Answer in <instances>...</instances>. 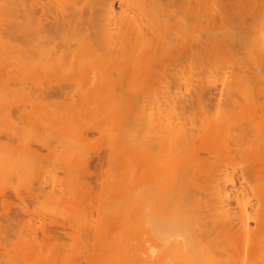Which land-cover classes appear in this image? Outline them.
I'll use <instances>...</instances> for the list:
<instances>
[{
    "label": "bare ground",
    "instance_id": "6f19581e",
    "mask_svg": "<svg viewBox=\"0 0 264 264\" xmlns=\"http://www.w3.org/2000/svg\"><path fill=\"white\" fill-rule=\"evenodd\" d=\"M8 1H11V0H8ZM8 1L4 0L3 2H8ZM219 1L220 0H218V1L215 0L214 1L215 3H214L212 0H210V2L208 0V3L212 7H214L215 9H219L221 6L226 7V8L222 7L223 9H221V10L222 11L226 10V11H225V14H224V12L221 13V17H219L218 19L216 17L220 16L219 11H221V10L220 9L218 10V15H217V13H215L217 11L214 12L212 9V12L215 13L214 16L216 15L214 17L213 14L210 12V10H211V7H209L210 5L208 6V3H206L207 0H200V1L199 0H18V1L15 0V1L11 2V3H13V2L19 3V5L17 3H15V4H17L19 7H21L20 9L18 7V9L21 11L20 12L18 10L19 11L18 13H20L21 15L19 17L20 20H18L19 21V23H18L19 30L16 29L18 32L16 33L14 27L13 28L10 27L11 24H9L10 25L9 28H11V29H9V28H7V29H9L8 31L12 30V32L10 31L8 33H12V35L11 34H8V35L12 37L11 39H13L12 41L14 42V39H16L15 37H17V36L15 34H14L15 36H13V33H16V34L19 33L17 40L21 41V43L19 42L21 45H20V47H17V43H15V45H14V43H13V45L8 44L9 43L8 40L10 38L7 37L8 36L7 34H6V36H3V37H7L8 42L5 40L6 41V44L4 46L5 51L2 50L3 48L2 49L0 48L3 51L2 53L0 52L1 53L0 58L3 57V59L0 61L6 60V59H4V56H7L6 53L11 52L10 47L13 46L12 49L14 50V48L16 46L17 51L20 48V50L18 51V53L20 52V55H16V57H19V64H18L19 66H16L17 63L14 64L16 66L17 71H18V73H16V76L18 75V77L15 78L16 81L19 78H22L21 76H23L24 77L23 79H25V80H23L24 82L27 83L28 80L31 81V83L28 81V83H30V84L27 83L28 87H31L29 89H32V84H33V89L35 86H37L35 88L40 87V88H38V89H40L38 92V95H37V93L35 94V96L40 97L39 100H38V97H36L37 98L36 100H38L39 102H40V100H46V99L48 101V100H50L49 98H51V100H56V99H53V97H61L62 100L64 98L63 103H66V102L69 103V102H71V99H72V102L75 103V105L73 104L74 106L72 105V103L63 104L62 102H60V103L57 102L58 104L55 106L57 108L63 107V105L71 106L70 108L68 107L69 108L68 109L69 110L68 115L74 116V113H75L76 116H74L73 119L70 116L69 118H71V119L69 120L68 115H65V116L62 115L63 117L59 118V117H57V116H60L58 114H57L56 118L54 119V122L52 121L53 120L52 117L49 118V119H51V121L53 123H56L55 124L56 126H58V124L61 122V120L63 121V119L66 118L68 121L65 120L64 122L60 123L62 125V127L64 126L63 128L69 127V129H70L71 124L69 125L67 123H69L71 120L75 123V128H76V125L78 123L79 124L84 123V122L80 123L78 121L77 118L79 116L77 114H80L81 112H83V110H84L83 108H85V110H86L87 105L89 107V104H87V103L89 102L88 100H90V99H92V100H90V106L92 104L91 102L94 101V102H96V104L94 103V106H92V107H95L96 109L99 108V110L97 111L94 108L89 107V108H87L89 111L83 112L84 116L86 117V120H88V124H90L89 122H91V120H93V122H91V127H92V129L90 128L91 130H94L93 128L96 127L95 126L96 124H94L95 122L101 120V118L103 119L104 116L106 117L107 114L110 115L109 113L111 111L113 112V110H116V109H114L115 106H117V109L120 107L122 108V106H121V105H123L122 102L126 101L127 104L125 102L124 106L126 107V105H127V107H128V105H130L129 106L130 108L128 107L129 110L127 108V110L129 111L128 113H127V110H124L123 111L124 113L122 112L123 113L122 117L123 118L125 117L126 119L129 117H132L131 121H130L131 124L128 123L129 121H127L125 118H124L125 119V122H124L123 121L124 119H122L121 116L119 115L120 113L117 112V113H119V114H117V115H119V117L116 118V120L114 119L115 117L111 116V118L114 120V121L112 120L113 122H111V118H108V116L106 117V118H108L106 121L111 122V124L107 123L108 127H107V125H105V126L107 128H109V125H111V128H113V129H112V131H110L109 130L110 128H109L108 131H105V132L106 133L108 132L107 135L114 138V136L111 135L112 133L117 134V132H120V131H118V129L121 130L122 127H123V132L125 131L124 129L129 128L128 132H131V134H130L131 138L130 137L128 138L129 134L127 135V138L131 139L132 142H130V140H129V142L132 143L130 146L133 149L132 152L130 149V152H131L130 154H132L134 152L133 157H132V161H130L131 159L127 160L128 162H131V164L134 165V168L132 167L131 164H130L131 166H129L130 170H132V168L134 169L132 172L133 175H131V171L130 172L128 171L130 173V176L128 177L130 180L126 179L128 172L126 173L127 174L126 177H125V175H123V177L121 176L120 172L123 169H121L120 167H122V165L125 164L123 162V160L121 161L122 163L120 166H118V164H116V167H118V169H117L118 171H116V172L118 174L120 173L119 176H121L122 179H124V177H125L124 183L125 182H126V184L130 183V186L126 185L129 189H126L127 187L125 185L121 184L122 179L121 180L118 179L119 177L115 178L114 176H111L113 183H112V180L110 181L109 180L110 178L108 177L109 178L108 181L111 182L112 185L113 184H114V186H115V184L118 185V187L116 186L117 188L122 189L121 186L123 185V189H122L123 191L121 190L122 193L124 191H126V194H127V192L129 191L128 193L131 195V198L129 197L130 196L129 194H127L125 197L124 196L125 193L122 194L123 196H121V198L120 197L118 198V195L119 196L121 195V191H118L117 188L115 189L116 190L115 193H117L116 194L117 198H114V199L115 200L116 199L121 200V202L117 200V203H114L116 201L113 198H110L108 195H107V197H109V199L107 197H104L105 193H104V195H101L103 193L99 194L102 198L99 197L98 193H97V195H96V193H94V195L97 197L98 202L100 204V206H97L99 208H96V209H99L101 211V215L103 214L102 217L104 218V216H106V218H107V215L109 214L108 218H111L110 213L111 214L113 213L115 215V214H118L116 212L120 211V215L119 214H118L119 216L117 215L120 219L123 216L125 218L127 216L131 217L130 219L127 218L129 221V229L124 228V226L126 227L128 224L127 219H126L127 224L125 225L123 223L124 226L121 224L123 227L121 228V226H120V230H119V227L116 226L119 224L115 225L113 223L112 228L115 227V230H117L115 233H118V235L114 233V234H112L114 236H112L111 233H113L112 231H114L112 229V231H110L111 236L108 235L110 238H108L106 236L107 239H105V238L102 239V236L108 231L107 230L105 233L103 232L101 234L102 231H105L103 229V227H102V230L99 231L100 234H98V232H97L98 236L96 234L95 229H94L95 232L91 231V230H93L91 227H89L90 229L88 230V227H87V226H89V223L87 222L88 220L86 221L87 226L85 225V229L83 228L85 231L84 233H87V231H88V234H91L94 232V235L96 234L95 237H97V238L101 237L102 241L103 242L107 241L108 244L110 243L109 240L111 238L112 239L110 241H113L115 238L117 239L118 236L121 237V239L119 238L118 241L122 240L123 241L122 243H124L123 244L124 246L122 245L123 246L122 251H120L121 248L118 249L119 245H117L118 248H115V246H116L115 243L117 242L116 244H119V242L116 239H115L116 242L114 241L113 245H112L113 242L110 243L113 246V248H111V246H109V245L108 246L105 245L106 248L110 247V249H105V247L103 246L104 243L102 245L99 238L96 241L93 234H92L93 235L92 237L90 235V237H89L90 240H88L89 238L81 237V235H84V234L83 233L81 234L79 232L80 230H78V229H82V228L80 226H78L77 222L80 223V220L82 218L79 219V217H76V214H77V212H79L81 210L80 212H82V213H84V211H85L84 216L86 214H88V212L90 213V215H93L91 213V211L93 212V210H95L94 208L96 205L95 206H93V205L97 202L92 203L91 200L97 201V199H91L90 204H89L88 203L89 200H87L86 198L85 199L83 198L85 201L84 200H82V201H84L85 203H86V201H88L87 202V204H89L88 207L89 206L94 207V208L89 207V210L87 209L88 210L87 211V210H85L87 208L86 207L87 204H86L85 205L86 208H84V210H83L82 206L79 205V203H80L79 201H81L82 196L84 197V195L85 194L88 195V193H85V194L81 193L82 195H79L78 191H80V190L78 187H81V183H82V182H80L82 180H80V178H79L80 181H78V182L80 184L77 187L78 190H76V189L72 190L73 191L72 195H73V197H74V195H75V197L80 196L79 198H77L79 200L78 204L76 203V205H78L80 208H76L74 210H73V208L70 209L71 206H69L70 205L69 202H70V200H72V197L70 194L69 195H70L71 199L70 198L67 199V197L65 195L64 196L61 195V198L63 197V199H61L62 202H61V200H59L61 203L66 202L64 204H66L69 207V209L72 210L71 211L72 213H70V216H69V217H71V214H72V217L70 218L72 223H75L76 222L75 220H77V218H78V220L76 222L77 225L75 223V224H73V226H70L71 225V222H70V225H68V226H70V230L72 229L71 227L77 228V232L81 234V235L79 234V236L77 235V237H79V241L75 235L77 232H75L72 229L73 232L72 233L69 232V234H68V232L66 230V229H68V227H67V224H65V223L68 220L70 221V219L68 218V220L66 222H64L67 219V218L65 219L66 213L63 215L62 212H61L62 214L59 212L64 217V218L62 217V219H65V220H63L64 223L59 222L62 219L60 218V220H58L59 218L57 216L56 217L58 218L57 219L58 221L57 220L55 221V218L53 216L54 219L53 220L51 219L49 221V223H51V225H52V223L55 222V227H56V225L61 223L59 225V227H57V228L63 229L64 232L66 231L67 233L65 232L64 233L65 235L68 234L71 236V234H72V236L68 237V238H73V240H74V237H75L77 240H74L73 243L75 241H77L79 243L82 241V243H83V239L85 238L84 240L87 241V242H85L86 245L91 242L90 245L94 246L98 242L97 245H99L100 247H97V248H100V249L97 250L95 248V250H94V248H92L91 249V251L93 250V253H92V252H90V249H89L90 246L89 247L87 246V247H85V249L87 248V251L85 254H83L84 251L83 252L81 251V250H83V249H81V247H83V245L81 244V246H80L79 243H77V245H74L76 243H74V244L72 243L73 245L71 248L73 250H71L72 251L71 252L70 247H69V249L67 248V246L70 245L68 242L67 243L69 245H67V246H65L66 244H64V242H62V243L59 242L60 247L58 245V247L55 248L54 246H57V243H58L55 240L56 238L54 239L55 241H52L50 238H48V237L52 236V233H50V232H53V231H48V233L47 232L44 233L45 228H46L44 226H45V224L47 225L48 222L46 221L47 222L46 223L44 221L42 223V220H41L40 221L41 223L40 222H38V223L42 224V227L39 225V227H37V229L40 228L41 233H43L42 238L43 237L45 238L44 235H47L48 236L47 239H50L51 241L48 242L47 239L42 240L40 238L42 240V241L40 240L42 243L39 241L41 243V244L39 243L40 244L39 249L42 248V250H39L37 248V250H38V252H37L36 249L33 248L34 246L36 247V244L33 245L35 240L33 239L34 242H33V240L30 241V238L26 235L29 238L27 246L30 244L29 245L30 249H28L30 251H28L27 248L25 249L24 246L21 245V239L19 237L20 240H18V241H20V245H21L20 248L22 250L21 249L18 250L16 248L19 246H13L16 243H14V244L12 243V245L10 246L14 252L17 249V253H14L13 256L9 255L10 257H12V259L14 258L13 260H15L17 258L16 261H19L21 258L22 251L25 250V251H23V253H25L26 255H24V256L22 255V260L24 258H28V259H24L23 263L25 262V260L29 261V259H30V263H31V261L33 260L32 258H34V256L37 258L39 255L44 254L43 251H44V248L47 246V242H48V247L50 246V248H51V246L53 245L52 250H51L52 252L50 251V253L52 255L55 254V256L57 257V259H56V257L53 256V259H55L57 261V262H55V264H57L58 262H60L59 264H62L63 262H64L63 264H65L66 261L68 262V260H66V258L69 256H70V258H67V259H69V261L71 259H73V257L75 258V260H77V258H80V257H82V259H83L86 256L88 258L90 256V258H91V256H93V255H89V254H98V255H95L94 257H92L93 259H98L100 256L99 260H95V263H94V261L93 262L91 261L92 260V258H91V260L89 262H92L93 264H97L98 262H96V261H99L100 264H106V261H107V264H109V262L110 263L112 262L111 264H264V88H263V85H264V83H263L264 82V0H245V1L239 0L240 2H239L238 6H237L238 0L237 1L236 0H231V1L225 0L224 1L225 3H222L220 1L221 5H220ZM233 1L236 2L237 4H235V3L233 4L232 3ZM246 1H248V2H246ZM0 2H2V0ZM211 2H213L216 5H214ZM228 2L232 5H235L236 7L234 6V9L233 8L231 10L228 9L229 11H227V6L230 5ZM244 2L246 4H244ZM11 3H8V4L4 3V5L8 6ZM204 3L207 5L208 8L205 6ZM15 4H13V7ZM200 4L203 6H201ZM4 5H1V6L3 7ZM17 5H15V7H17ZM246 5H247V7H246ZM215 6H218V7L216 8ZM244 6H245V8H244ZM248 6H249V8H248ZM2 7H1L0 11L3 9V11H5L7 13L12 11V9H13L12 7H10V8H6V7L2 8ZM199 7H203V8H200V10H199ZM231 7H233V6H231ZM237 7L241 8L240 11H239V8H237ZM5 8H6V10H5ZM228 8H230V7L228 6ZM202 9H203V14L201 12ZM243 9H244V11H242ZM245 9H246V11H245ZM15 12H12V13L14 14ZM12 13H9V15ZM206 13H207V16L211 20L206 17ZM222 14H224V15L222 16ZM4 15H5V13H4ZM6 15H8V14H6ZM204 16L207 18L205 20H208L207 23H206V21H204L206 23L205 25L202 24V23H204L203 22ZM6 17H8V16H6ZM1 19H3L4 21ZM17 19H18V17H17ZM10 20H12V19H10ZM200 20H201V23H200ZM18 21H15L16 24ZM0 22L2 23V25L0 24L1 27L4 28L3 22L6 23L7 18H5V19L3 17L0 18ZM8 22L10 23L9 20H8ZM15 22H13L12 24L14 25ZM5 25H6L5 30L0 27V31L3 30L2 32H0V33H3L2 35H5L4 33H7L6 27H8L7 26L8 24L6 23ZM199 26L201 28L203 26L204 27L206 26V28H202L204 30L203 31L201 28L198 29ZM201 30L203 32H201ZM205 30H206V32H205ZM4 31H6V32H4ZM1 38L2 37H0V46L3 47L2 43H4V42ZM18 41H16V42H18ZM10 43H11V41H10ZM19 43H18V45H19ZM7 44L12 45V46L8 47ZM6 46L9 48L8 51H7ZM213 50L216 52H217V50H219V51H221V53L222 52L226 53L224 55L229 54L230 56L227 55V57L228 58L231 57V58H229L230 60L228 58L225 59V60H227L226 61L227 63L221 65L219 62H221L220 59L222 57H224V56H222L223 54L221 55V53L218 51L219 52L218 54L221 55V58H219V60H220L219 61L218 57H217L218 55L217 54L215 55ZM152 52L153 53L157 52V53L152 55ZM158 52L162 53V55L157 56ZM203 52L204 53L206 52V54L204 55ZM211 52L213 54H211ZM12 54H14V52ZM147 54H149V58H151V60L146 57V56H148ZM210 54H211V56H210ZM2 55H4V56H2ZM143 55H145V56H143ZM165 55H167L169 58L165 57ZM203 55L205 56V58H202V60L200 59V62H202L204 59L203 64H204V62H206V63L210 62V63H213V65L215 63L218 66L214 65V67H213L212 64H210L211 65L210 66L209 63L208 64L205 63L206 65H209L210 68H208L209 66L208 67L206 66L207 68H204L203 66L205 64L203 65L202 63H200L201 66H199V67H202V68L197 69L196 66L199 65V63L197 64L196 62H197V60H199V56L203 57ZM213 55H215V57ZM136 56H137V58H136ZM150 56H156V57L160 56V57L158 58L159 60H154V57H150ZM255 56H257V57L255 58ZM10 57H12V56H10ZM104 57L106 58V60H104L105 59ZM163 57H165V59H162ZM211 57H213V60ZM216 57H217V60L219 62L214 60ZM232 57H233V59H232ZM11 59H13V58H11ZM109 59H110V62H109ZM160 59H162V60H160ZM206 59L207 60L211 59V60H209L207 62ZM259 59H261V60H259ZM119 60L121 63L119 62ZM130 60H132V61H130ZM142 60H144V62ZM145 60H146V63L149 64L148 66L145 63ZM152 60H154V61H152ZM8 61H10V60H7L6 63ZM251 61H252V63H251ZM253 61H254V65H253ZM258 61H261V64L258 63ZM4 62L3 63L1 62V64L4 65ZM99 62H101V63H99ZM115 62H117L118 64ZM124 62H126V64ZM9 63L11 64V62H9ZM109 63L112 65H110ZM119 63H120V66H119ZM142 63H144L146 65H144ZM1 64H0V69H4L5 65L2 68ZM10 64H9V66H12ZM100 64L101 65L104 64V65L101 66ZM219 64H220V66H219ZM250 64H252L253 66H255L257 64L258 69L252 68L253 66L252 65L250 66ZM258 64H260V65H258ZM108 65H110L111 67L109 66L110 67L109 68ZM114 65L116 66V70H115ZM262 65H263V67H262ZM9 66L6 67L7 70H9ZM15 66L13 67V70H11L12 69L11 68L10 71L14 72ZM106 66L109 69H106L107 68ZM18 67H20V70H18L19 69ZM227 67H229L231 72H232L231 73L228 69V72L231 74L230 76L232 77V79L230 78L231 81L235 78L234 81H232L233 83L231 82V86H230V83L228 82L230 87L228 89H226L228 87V86H226V85H228V83L227 84L225 83L226 85L221 84L222 86L220 85V87L223 88L225 86V90L223 88L222 89L223 91H221V92L219 91V93L217 92L218 94L216 92L214 93L213 89H212L213 91H209L210 90L209 88L211 86H213V84L209 80V79H211V78H209V76L213 77L212 75H214V78H215V75L217 76V78H215L216 80L215 79L212 80L213 78L211 80L215 81V83L213 82L215 84L214 87L218 88L217 87V84L219 83L218 81H220V79L223 77H227L226 75L223 76L224 72L227 73ZM260 67H262V68H260ZM112 68H114V69H112ZM187 68L188 69L190 68V70H187ZM111 70H113L114 72ZM108 71H109V73H110V71H111V73L113 72L115 74V76L116 75L118 76V77L117 76L116 77L119 79L113 80L114 74L109 75ZM115 71H116V73H115ZM0 72H1L0 76L3 75L2 72H4V75L6 76V74H5L6 70L5 71L0 70ZM12 72H11V74H13V75H11V78L8 77L9 75L6 76L10 80L11 79L13 80V76H14V73L16 71L14 73H12ZM19 72H21V73L19 74ZM7 74H9V72ZM220 74L221 75L223 74V75L220 76ZM104 75L107 78H105ZM16 76H14V77H16ZM201 78L202 79L208 78L209 83H207V85L212 84V85H208L209 88H207V91L203 90L204 93L202 91L203 88L201 87V89H200V87H198L199 86L198 83L202 84V82H198L199 80L203 81V83L205 81V79L201 80ZM44 79H46L47 81H49V79H50V83H51V81H56V82L58 81V82L57 83L54 82L52 85V84H48V82ZM99 79H100V81H99ZM154 79H156V80H154ZM158 79H159V81H158ZM224 79H226V78H224ZM35 80H36L37 85H36V83H33ZM38 80H44L45 82H47V84L45 85V88L41 87L42 84L44 87L45 82L40 81L42 83L41 84ZM94 80H95V83L92 84L93 85L92 86L91 83ZM134 80L137 82L138 86L136 84H134V82H133ZM148 80L149 81L154 80L155 82L157 81L158 83L160 82L159 83L160 87L164 86V84L168 82L164 86V88L166 87V89H164V91L166 90V92H167V90L170 89L169 87L173 88L172 86H174L176 93L180 92L182 89H184L185 86L187 87L188 85L186 83L189 84V82H193V81L196 82L197 81L198 83L194 82V84L192 83L190 85H194V86L198 85V86H196V88H198L202 92L198 93L197 91H199V90L195 91L196 88H194L195 93L193 94V92H191L192 96L190 93V96H184V94H181V96L179 97L180 94L178 93L179 95H177L174 92L175 90H173L174 89L173 88L170 90L171 91L173 90L175 95L178 97H176L174 95V93L171 92L170 90H169V92H171L173 94L172 96L171 95L167 96L169 93H166V94L164 93V96H163L162 95L163 92H161V91H163V89H162L163 87L158 88L159 86H155L158 89H160V90H158L153 86L156 89V91H153L154 94H151V93L149 94L148 92H150L149 90L151 88L149 90L147 88L151 84L148 82ZM208 80L206 79V81H208ZM256 80L257 81L262 80L263 84H261V82L258 83L259 81L257 82ZM0 81H2V80H0ZM6 81L11 86L15 83L14 80H13L14 81L13 84H11V81H8L7 79H6ZM18 81L20 82V80H18ZM18 81H17V83H18ZM90 81H92V82L90 83ZM101 81H103V82H101ZM125 81L126 82L129 81L128 82V83H130L129 85H133L131 87L129 85H127L128 88L130 87L129 90L123 89ZM86 82L88 83V86L86 85L87 84ZM100 82L102 85L103 84H105V85L102 86L100 84ZM114 82H116L115 84L120 83L119 86L113 84ZM117 82H119V83H117ZM221 82H222V79H221ZM84 83H85V85H84ZM107 83L108 84L110 83L108 86L109 88L110 87L111 88L115 87V88L114 89L110 88V91H108V87L106 86V85H108ZM147 83H149V84H147ZM151 83H153V81ZM256 83L260 84V86L259 85H258L259 87L257 85L255 86ZM1 84L3 86H5L4 89H2L4 91L1 90V92L3 94L5 92V89H8V88H6L8 86V84L6 83L7 84V86H6V85H4L5 84L4 82H0V85ZM27 84H23V86H27ZM79 84H81V85H79ZM111 84H113V86H110ZM17 85H19V84H17ZM29 85H31V86H29ZM76 85H77V88L74 87ZM82 85L85 87H82ZM99 85H101V87ZM153 85H155V84L153 83ZM190 85H189V87H190ZM253 85H254V87H257L256 91L254 90ZM3 86H2V88H3ZM78 86H81V88ZM98 86L100 87V89L97 88ZM104 86H105V88H103ZM125 86H126V84H125ZM125 86H124V88H125ZM208 86H206V87H208ZM17 87L15 86L14 90ZM118 87L120 88V90ZM144 87H145V89H144ZM203 87H204V89H206L205 86H203ZM12 88L13 87H11V92L13 93ZM133 88L135 90H136V88L137 89L139 88V90L135 91ZM221 88H220V90H221ZM29 89H27V90L29 91ZM33 89H32V91H33ZM101 89H103V90H101ZM252 89L254 91H252ZM260 89H263V90H260ZM17 90L18 89H16V91ZM157 90H158V92H157ZM177 90H179V91H177ZM215 90H217V89H215ZM243 90L246 92H243ZM97 91H99V92H97ZM128 91H129V94L131 96L133 95V97L129 96ZM101 92L104 93V95ZM136 92H138V94ZM140 92H142V93L144 92V93L142 94ZM146 92L149 94V95L147 94L148 96H146V94H145ZM151 92H152V89H151ZM254 92H258L259 94L256 95L257 93L254 94ZM18 93H16V95H18ZM21 93H24V91L22 92V90H21ZM21 93H19V94L21 95ZM124 93L127 94V96L131 99H129L128 101H127V99L125 100L124 99L125 98ZM157 93H159L161 95L159 96V94L157 95ZM200 93H203V94H200ZM262 93H263V95H262ZM30 94H33V93H30ZM110 94H111V96H110ZM139 94H142L141 95L142 97L138 96ZM195 94H196V96H195ZM3 95L5 98V94H3ZM13 95H14V97H16L15 94H13ZM13 95H11L12 99L10 96L8 98V100L10 99V101L11 102L13 101V103L17 104V106L15 104L11 103L10 101H9L10 106L8 104L6 105L5 99H4V101H5L4 102L3 98H2L3 104L1 102L0 103H1V105H3V108L6 105V107H9V108L11 107V110H13L12 107L14 108V105H15L16 109H18L17 108L18 105L20 107V103H22V102H23V104H21V105H23L24 107H27V106L29 107V105H28L29 103H26V105L24 104L26 101L28 102L31 99V97L30 98L27 97L26 99H24L25 96H31V95H29V92H28V95H27V93H24L23 94L24 97L21 96V98L18 97L16 99L13 97ZM77 95L79 98H81V100L86 101V102L88 101V102L86 103V102L81 101L79 98H76L77 100L79 99V101H77V103H76L75 96H77ZM93 95L97 96V100H95L96 96L93 97ZM107 95H108L109 99L114 98V100H111L112 102L111 101L108 102L109 99L106 98ZM136 95H137L138 99H137ZM143 95H145L146 97H143ZM153 95H155V96H153ZM87 96H89V97H87ZM85 97H87V98L85 99ZM65 98H70V101L68 99L66 100ZM105 98L107 101L105 100ZM13 99L15 101L16 100H18V101L15 102ZM74 99H75V101H74ZM100 99H103L104 102L102 101V103H101ZM118 99H120V102L123 100L121 102V104L118 102ZM65 100H66V102H65ZM31 101L34 103L33 100H30V106L34 105ZM47 101H43L44 104H47L46 103ZM97 101H99L98 103H100V104H98ZM39 102L35 103V105L37 104L35 106L37 108H34V106L31 107V110H29L30 113L24 114L26 112V110H24L25 112H23L22 111L23 109H22L21 110L23 112L22 113L18 109V111H20V113H22V116L20 113L17 115V117L19 116L18 119L20 118V121L23 120V119H21L23 117V114H24V117L27 116L25 118H28L26 120L27 121L29 120V121L28 122L26 121L27 123L24 122L25 120L22 121V123L26 124L27 126H30V125H28V123H31L30 121H32V120L36 123V121L34 120V115H35L36 120L37 119L40 120V118H42L43 116H44V118H42V119L44 120L46 118L45 116H47V114L44 112L49 110V108H50L49 106L51 105L50 103H52V102H49L47 106L44 105L43 103H41L42 101L40 102L41 104ZM114 102H116L117 104ZM84 103L86 105H84ZM54 104H56V103H54ZM59 104H61V106H59ZM110 104H112L113 108L111 107ZM118 104H120L119 105L120 107L118 106ZM42 105L46 106V107H43ZM76 105L77 106L80 105V106L75 107ZM104 105L105 106L109 105L111 107V109H110L111 111L108 109L109 106L104 107ZM40 106H41V108H40ZM67 106L66 107L64 106L62 108V110L67 108ZM124 106H123V109H125ZM47 107H49V108H47ZM72 107H75V109L77 108L76 110H74V113H72L73 112ZM1 108L2 107H0V109ZM79 108H81V111L79 110V112H77ZM106 108L108 109V111L103 110ZM20 109H21V107H20ZM32 109H33V112H32ZM101 109L103 111V114H102ZM59 110H61V108H59ZM90 110H91V112H90ZM131 110H132V114H130ZM212 110H213V112H212ZM18 111L16 110V114L18 113ZM27 111H28V109H27ZM38 111H39V113L37 114ZM93 111H95V113H96V111H97V113L98 112L99 113L98 114L97 113L92 114V113H94ZM118 111H119V109H118ZM4 112L6 114V110ZM4 112H1V113L4 114ZM14 112H15V110H13L12 113H10L11 115L9 114V117H12L15 120L16 115H14L15 114ZM49 112H50V110H49ZM63 112H65V111H63ZM87 112H90V113L88 114ZM211 112L213 113V115ZM214 112L216 113V115L214 114ZM83 113L80 115H83ZM114 113H116V112H114ZM126 113H127V115H126ZM3 114H2V116H5V114L4 115ZM27 114L29 116L32 114L31 115L32 119H29L30 117ZM49 114H51V113H49ZM49 114H48V116H50ZM91 114H92V119L89 117L90 118V120H89L87 115L91 116ZM99 114H100V116H99ZM124 114H125V116H124ZM129 114L131 116H128ZM7 115H8V113H7ZM117 115H116V117H117ZM2 116H0V118H1L0 119L1 120L0 126L2 123L6 124V122H8L10 125L9 129L10 128L12 129L13 125L11 127L10 122H13V121L9 122L8 116H7L8 118L6 116H5V118ZM14 116H15V118H14ZM54 116H55V114H54ZM96 116H98V117H96ZM6 118L8 120H6ZM80 118H83V117H80ZM119 118L122 120H120ZM2 119L6 120L5 123H4V120H2ZM46 119L48 120V118H46ZM57 119H58V121H57ZM75 119H77V120L74 121ZM94 119L97 121H95ZM105 119L102 120V123L104 122ZM109 119H110V121H109ZM118 119L121 121L122 124H119L120 122L119 123L117 122V121H119ZM17 120H15V121H17ZM38 120H37V122H38ZM128 120H130V119H128ZM42 121H41V123L39 122L40 123L39 125H38V123H37V125H35L34 123L31 125L33 127L36 126L37 128H40L41 126H43ZM49 121H47V122H49ZM84 121H85V119H84ZM115 121H116L117 125H116ZM52 122H50L48 124L51 125ZM57 122H58V124H57ZM73 122H72V124H73ZM98 123H100V121ZM98 123H97V125H98ZM123 123L125 124L124 126H123ZM65 124L68 126H66ZM52 125H54V124H52ZM55 125H54V128H56ZM86 125H87V123H86ZM86 125L83 124L82 127H85ZM121 125H122V127H121ZM129 125L131 127H129ZM46 127L47 128H45V126H44L45 129H48V126H46ZM99 127L103 129V126H101L100 124H99ZM20 128L22 130L19 129V131H23V129H24L23 125ZM67 128L63 130V133L66 132ZM75 128L74 129L71 128L72 134H73L72 130L75 131ZM87 128H88V126H87ZM2 129H3V126H2ZM2 129H0L1 130L0 133H2L3 131H7V133L10 135L13 132H14V134H15V132L17 135L19 134V133H17L18 130L16 128H15L16 131H13L14 128L12 130L11 129L9 130L8 126L6 127L5 130L4 129L2 130ZM36 129L34 130V132L36 131ZM78 129H79L78 132H80L81 134L78 132L77 133L74 132L75 134L70 135V133L67 131V133H65L63 135V134H61L62 132H60V130L58 131L56 128L55 130H57L61 134V135L56 134V136L58 135L57 139H59L58 137H60L62 135L65 138L66 137L69 138L71 136L70 137L71 139H72V137H74L75 140H76V138H77V140L79 139L78 141L76 140L77 141L76 143H78V142H83V144L85 142L89 143V141H86V140L84 141L83 139H86L85 136H88L91 133V132L89 133V131H91V130L87 129L88 130L87 131V130L83 129L81 131V129H82L81 125H80V128H78ZM114 129L115 130L117 129V132L114 133ZM8 130H9V132H8ZM24 130H25V133L21 132L20 134L23 133V135H25L27 133L26 132L27 129H24ZM38 130L39 129H37L36 134L38 133ZM49 130H47V131H49ZM52 130H54V129H52ZM61 130H62V128H61ZM96 130H98V128L97 129L95 128V131ZM10 131H12V132L10 133ZM30 131L32 132L31 134H33V131L32 130H30ZM39 131L44 132L43 130H39ZM101 131H103V130H101ZM109 131H110V133H109ZM85 132H88L87 135H85L86 134ZM125 132L127 133V131H125ZM52 133H53V131H52ZM54 133H53V135H54ZM106 133H104V134L106 135ZM14 134L12 135V137L14 138V140H16L14 137L15 136ZM31 134H30V136H31ZM77 134H78V137H77ZM118 134L116 137L119 138L121 143L123 140H125V141L127 140L126 135H124V139L122 140L123 134L122 135H121V133L119 135ZM75 135H76V137H75ZM83 135H85V136H83ZM1 136H2V134H0V137ZM51 136H48L47 139H49V137L51 138ZM119 136H121V137H119ZM20 137H22V136H20ZM26 137H28V135ZM32 137H33V135H32ZM32 137H31V143H32V140L34 141V139H32ZM116 137H115V140L118 139ZM2 138H4V137L2 136ZM2 138L0 140V148H1L0 154L7 153V151H9L8 148H10V151H12V153H15V151L18 150L17 147L22 148V149L24 147L23 150L19 149L17 151V153L20 152L19 154H17V156L19 157L20 154H22V153H23L22 155H24L26 153L25 151L27 149H28V151L25 154V156L29 157V155H32L29 153V152H32V150H29V148L27 146L23 145V143H25V141H27L26 144L28 145V142L30 140L29 141L25 140L24 142H22V144L20 143V145H21V147H20L18 145L13 144L11 141H9V138H8V141H9L8 144L6 142H4V145H3L2 142L4 140L2 141ZM113 138H112V140L114 141ZM18 139L20 140V138L19 137L17 138V142L19 143ZM60 139H62V138L60 137ZM81 139L83 141H80ZM5 140L7 141V139H5ZM53 140H54V136H53ZM108 140L110 141L111 139H108ZM39 141L40 140H37V142H39ZM45 141L47 142L48 140L45 139ZM63 141H65L64 143L62 142L65 145H66L67 141L69 142V140H67V141L63 140ZM102 141L103 140H101V142ZM113 141H111V143L110 142H108V143L114 144V143H112ZM17 142L14 141V143H17ZM59 142H61V141H59ZM106 142L107 141L104 142V144H106L105 145L106 147H104V144H101V145H102V147L109 150V148L107 147V146H109V144H107ZM100 143L98 146H101ZM35 144H37V143H35ZM44 144H41L42 147L40 145H37V147L40 146L41 149L42 148L47 149L46 147L48 144H45L46 146ZM125 144H127V142H125ZM73 145H74V143L72 144V146ZM80 145L81 144L78 143V145L76 146L77 148L79 147V150H80V148H82ZM7 146H9V147L6 148ZM15 146H17V147H15ZM95 146L97 147V143L95 144ZM11 147H13V148H11ZM30 147H32V146H30ZM86 147L91 148L93 146L89 145ZM111 147L113 148V145L110 146L109 152L111 150H115V149H111ZM104 148H99V149H104ZM11 149H13V150H11ZM43 149H42V151H43ZM48 149H49V146H48ZM48 149H47V151H48ZM63 149L61 150L63 153L61 154V152H60V154L62 156L65 155L63 157H66L67 161L64 158H63V161L60 160L59 158H61L62 156L59 157L58 159L60 161H62V163L64 162L65 165L68 163V160L70 162H72L71 164L66 165L67 167L72 166L74 168V166H75L74 162L75 161H76V165L79 163L78 166H76V167H80L81 166L80 164L83 161H86L90 158L85 154L88 158L87 159L82 158L84 160H82V159L80 160L81 156L80 155L77 156V154L75 152V153L71 154V155L74 154L73 159H74V157L77 156V159L75 158L76 159L75 161L73 159H67V156H66L67 150L65 151ZM66 149H68V147ZM119 149L122 151L123 148L122 149L119 148ZM5 150H7V151L5 152ZM52 150H53V148H52ZM54 150L56 151V147L54 148ZM57 150H58V147H57ZM79 150H78V152L81 153V151H79ZM22 151H24V152H22ZM38 151H37V149L36 150L33 149V155L41 157L43 153L41 154ZM72 151H74V150H72ZM114 152L119 153L120 151L115 150ZM114 152L112 154H110V153L108 154V155H111L110 156L111 161L115 158ZM122 152H124V151H122ZM12 153H10L11 154L10 158L12 157V155H13V157L16 156L15 154H12ZM70 153H68V154L70 155ZM96 153L99 154V152H96ZM54 154H55V156L58 155L57 153H54ZM104 154H106V151ZM121 154H124V153H121ZM49 155H51V154H49ZM112 155H113V157H112ZM117 155H120V153ZM3 156L5 159L7 158V156L6 157H5V155H3ZM79 156H80V158H79ZM124 156H122V157H124V160L127 159L126 155H124ZM127 156L129 157V154H127ZM18 157H17V159H18ZM0 158L2 159V157H0ZM23 158H24L23 156L20 157V160L22 161ZM42 158H38V159H40V161L37 162L38 159L36 160L35 157L32 156L33 161L30 158V160H31V163H30L29 160H27L25 157L24 159H26V160H24V162L22 161V163H23L22 168H24V169L29 168V171H31L30 166L32 164H35L34 160L36 161V165H39ZM69 158H72V156L71 157L69 156ZM100 158H101V156H100ZM119 158H120V156H119ZM5 159H3V162ZM17 159L15 160L16 162H17ZM8 160L10 162V159H8ZM20 160H19V162H21ZM98 160H100L99 156H98ZM79 161H81V162H79ZM32 162H34V163H32ZM55 162L57 163V160L54 161V163ZM113 162H115V160H113ZM15 163H14V165H15ZM24 163H25V165H24ZM86 163L88 165L85 164V167H84L85 169L82 167H80V168H82L84 170L87 169L90 176L92 174V176L93 177L95 176L94 178H96L97 176L95 174L97 172L96 173L91 172L92 170L90 171L88 169L89 165L92 166L90 159H89V161H86ZM109 163H111V162H109ZM17 164H16V166L11 165L10 166L11 168L9 167L8 170L10 171L14 166L15 168L18 169V170H15V172L18 171V173H19L20 167H19V164L18 165ZM28 164H29V166L25 168L24 166H27ZM97 164H99V163H97ZM4 165L6 167L8 166L6 164H4ZM35 166L34 165L31 166L32 170L36 169ZM52 166H51V168H52ZM58 166L56 165V167H58ZM39 167H40V165H39ZM39 167L37 169H40ZM76 167L74 168V170H77ZM54 168H55V165L53 166V169ZM61 168H63V167H61ZM98 168H99V166H97L96 171H100V170H98ZM64 169L65 168H63V170ZM82 169H80L81 171H79V168H78V171H79V173L83 174ZM109 169H111V167H109ZM129 169H127V170H129ZM8 170H7V172H8ZM87 170L85 173L86 175L83 174L84 177L88 176V177H86V179L88 178L90 180H94V178L91 179V177L89 175H87ZM1 171L4 172V170H1ZM1 171H0V173H1ZM21 171L23 172V170H21ZM40 171H42V170H40ZM47 171H49V170H47ZM108 171L109 170H107V172ZM15 172H12V173H15ZM50 172L53 173L52 170ZM116 172L114 171L115 176L118 175ZM24 173H26V172H24ZM29 173H31V175H32V172H29ZM29 173L27 172V175ZM62 173H63V171H62ZM10 174L11 173L9 172V175ZM41 174H40V176H42ZM107 175L110 176L109 172H108V174H106V176ZM10 176H9V178H10ZM15 176H17V175H15ZM37 176H38V174H37ZM12 177L14 179L12 182L16 183V181H15L16 177L15 178H14V176H12ZM37 179H38V177H37ZM43 179L45 181V178H43ZM77 179H78V177H77ZM82 179H83V177H82ZM88 179L85 181L91 182ZM116 179L119 180L120 182L118 183V181H116ZM23 180H25V178ZM39 180H42V179L39 177V179L37 180L38 183L36 185L35 184L34 185L36 187L40 188L39 191L46 190L45 186L43 184L47 183L48 180L46 179L47 181L45 183H44V181L42 183ZM54 180H56V179H54ZM114 180L117 183H115ZM126 180L128 181V183ZM2 181L4 182L5 180L2 179ZM65 181H67V180L64 179L62 182V181H58V179H57V181H55V182H58V184H59V182H62V184H64V187H65L66 186L65 184L67 183ZM9 183H10V181H9ZM19 183H21V182H19ZM30 183H32V182H30ZM35 183H36V181H35ZM52 183H53L52 188H54L55 184L53 181H52ZM109 184L110 183H108V186H109ZM3 185H5V183ZM45 185H47V184H45ZM59 185H61V184H59ZM67 185L71 187L69 182ZM82 185H83V183H82ZM84 185H85L84 188L86 187V189L91 187V185H89V184H88L89 185V187H88L87 183H85V182H84ZM29 186L31 187V185H29ZM29 186L27 185V187H29ZM110 186H111V184H110ZM124 187H125V189H124ZM131 188L133 190H131ZM62 189H63V187H62ZM71 189H73V187ZM91 189L92 188H89L90 192L93 193V191ZM107 189H109V188H107ZM26 190H28V189H26ZM34 190L35 189H33V191ZM28 191H27V193L25 192L24 194L29 195L30 191H32V190H30L29 192ZM76 191L78 192V194H76L77 193ZM18 192L16 191L17 194H18ZM38 192L36 191V193H38ZM69 192H70V190H69ZM74 192H76V193H74ZM118 192L120 194H118ZM32 193L30 194L31 197L29 199H32V196L40 197V195L43 194V193L41 194V192H39L40 193L39 195H36V194L32 195ZM45 193H47V192H45ZM51 193H52V191H50L49 197L54 198L57 195V194L55 195L54 194L55 192H54L52 194H54L55 196L54 195L51 196ZM115 193L113 194L114 196H112V195L111 196L116 197ZM3 195L5 196L4 193H2V194L0 193L1 197ZM10 195H11V193H10ZM19 195H20V192H19ZM90 195H91V193H90ZM94 195H93V197H95ZM4 196H3V198H4ZM20 197H21V199L20 198L19 199L21 200V202H23L24 199L22 200V195H20ZM16 198L18 199V197H16ZM52 198H50V200H52ZM64 198L66 200H64ZM90 198H92V197H90ZM99 198L101 200L103 199V204L105 202V206H106V204L109 203L108 204L109 208L107 206L106 207L111 212L108 211L107 213H105L108 210L107 208L104 209L105 211L102 210L103 208L100 209L102 201ZM105 198H107L108 203H107V201H105L106 200ZM7 199H9V198H7ZM47 199H49V198H47ZM110 199L112 200V202ZM10 200H8V201H10ZM32 200H33V202H35L34 200H37V197H36V199L34 198ZM55 200H58V198L56 197ZM113 200H114V202H113ZM122 200L124 202L127 201L126 203H124L125 205L122 203L123 202ZM8 201H6V202H8ZM3 202H4V199L2 202H0V203H2L1 207L3 209L5 208V205L3 206V204H7V206H10L12 204L11 203L8 205V203H3ZM55 202H57V201H55ZM71 202H70L71 205H74L75 200H72ZM131 202H132V204H131L132 206L129 205ZM45 203L47 205V203H51V202L49 201V202H45ZM29 204H27V205H29ZM34 204L35 203H33L32 206H34ZM120 204H121V206H120ZM61 205H63V204H61ZM66 205H64V207H60V208L58 207V208L64 209L66 207ZM76 205H74V207H78ZM112 205L114 206V208ZM12 206L15 207L18 205L17 204L15 205V203H13ZM36 206H34V207H36ZM48 206H50V204ZM117 206L118 207L120 206L119 207L120 209H117ZM124 206H126V209L123 208ZM129 206L132 208L130 209ZM68 207L65 208L66 210L64 209L66 212H67V210L69 211V209H67ZM121 207L124 209V211L121 210L122 209ZM9 208L11 209V207H9ZM24 208H22L21 210H24ZM28 208H29V206H28ZM53 208L51 207V209H53ZM111 208H113L112 209L113 211L111 210ZM49 209H50V207L48 208V210ZM77 209H79V211H77ZM5 210H7V208ZM26 210H24L22 212L20 211V212L23 213L24 215H28L29 212L27 210V213H25ZM48 210H47V212L52 213V211L55 209H53L51 211H48ZM125 210L126 211L128 210L129 212L127 211L128 213H125L126 212ZM10 211L12 212V210H10ZM14 211H15V209H14ZM43 211H44V209H43ZM58 211H60V210H58ZM86 211H87V213H86ZM100 211L96 210L95 212H97V214L100 215ZM5 212L6 211L3 210V212L2 213L0 212V213L5 216V214L7 215V213L9 211L6 213ZM73 212H75L76 214H73ZM121 212L124 214H121ZM13 213H16V212H13ZM40 213L44 214V212H42V210ZM40 213H39V215H40ZM50 213H48L49 216H51ZM82 213L79 215H83ZM18 214H20V213H18ZM18 214H14L13 216L16 217ZM126 214H127V216H126ZM68 215L69 214L67 213V216ZM13 216L10 217V215H7L6 216L7 218L4 217V218H6V222H9L8 224H10V225H11V222H10L11 220H12V222L16 221L15 219L14 220L12 219ZM33 216H35V215H33ZM40 216L38 217L39 219L43 218L44 215H42V217H40ZM45 216L48 217L47 215H45ZM73 216H75V217H73ZM117 216H116V218H117ZM0 217H2V216H0ZM19 218H21V217H19ZM73 218L74 219L76 218L74 220L75 222L72 221ZM103 218H100V219L103 220ZM116 218L114 217V219H116ZM119 218H117V219L120 220ZM123 218L120 221H124ZM16 219L18 220V218H16ZM49 219H50V217H49ZM46 220H47V218H46ZM82 220L84 221V224H85V218ZM18 221L20 222V219ZM36 221H37V218H36ZM100 221H99L98 225H101ZM104 221L105 220H103L102 222H104ZM57 222H59V223H57ZM93 222L94 221L92 220V222H90V223L92 224ZM3 223H4V221H3ZM25 223H28V222H25ZM25 223H23L22 226ZM95 223H98V222L95 221ZM8 224L4 223L6 228H7V226L9 227ZM30 224H31V222H30ZM33 224H35V223H33ZM43 224H44V226H43ZM62 224H64V225H62ZM25 225L28 226V224H25ZM61 225H62V227H61ZM98 225H96V226H98ZM113 225H115V226L113 227ZM20 226H21V224H20ZM93 226H95L94 223H93ZM2 227H3V229H2ZM107 227H108V225H107ZM110 227H111V225H110ZM0 228H1L0 230L3 231V232L0 231L1 236L2 235L4 236V233L8 232L7 230L9 229V228H7V230H6V228L3 226V224L0 226ZM24 228H26V227L23 226V229ZM35 228H36V226L32 227L30 229H32V231H33V229L35 230ZM86 228H87V231H86ZM104 228H105V224H104ZM14 229H13V231H15ZM83 229H82V232H83ZM105 229H109V227L105 228ZM18 230H21V227ZM18 230H17V233L19 234L20 232ZM70 230H68V231H70ZM121 230H123V231H121ZM13 231H12V234H15L16 232L13 233ZM126 231L128 232V234ZM10 232H9V234H10ZM27 233L29 234V232H27ZM53 233H55V232H53ZM57 233H55V234H57ZM73 233H75V234H73ZM121 233L122 234L124 233V234L122 235ZM6 234H8V233H6ZM18 234H16V235H18ZM22 234H24V232ZM31 234L36 235L37 233L34 234V233L30 232V234H29L30 237H31ZM120 234H121V236H120ZM68 235H66V237ZM73 235H75V236L73 237ZM20 236H21V234H20ZM53 236H55V235H53ZM122 236H123V238H122ZM24 237H25V235H23V237H21V238L23 239ZM27 237H26V239H27ZM93 237H94V239H93ZM5 238H7V241H9L8 236L6 237V235H5ZM4 240H5V243L7 244L8 242H6V239H2L3 242H4ZM63 240L66 241L65 239H63ZM36 241H38V240H36ZM94 241H96V242H94ZM15 242H17V240ZM53 242L54 243L57 242V243L54 245ZM107 242H105V243H107ZM45 243H46V246H45ZM17 244H18V242H17ZM24 244L26 245L25 241H24ZM42 244H44L43 247H41ZM62 244H64V247ZM128 244H129V247H128ZM97 245H95V246H97ZM101 245H102V248L104 247L103 249L101 248ZM27 246H25V247H27ZM31 246H32V248H31ZM73 246H75L76 248L74 249ZM65 247L67 248L68 251L65 250ZM79 247L81 249L79 251V253L82 256H78L79 254L77 253L76 256H78V257L76 258V256H73V252H76L77 250H79ZM0 248L2 249L1 246H0ZM11 248H9V250L6 249L5 251L2 250V251H4L3 254L5 255L6 251H12ZM47 248H45V249H47ZM33 249H35L34 251L37 254L36 253L34 254V252H32ZM55 249L57 252L54 253L53 251H55ZM60 250L62 253L64 252L62 250H65V252L67 251L66 253L68 255L65 254V252H64L63 254L60 253V254H62V257L59 256ZM74 250H76V251H74ZM96 250H97V253H94V251H96ZM99 250H101V255H103V256H101L98 253V252H100ZM2 251L0 252L1 254H2ZM18 251H20V252H18ZM104 251H108L107 253H109V254L106 256L107 253L106 252L104 253ZM126 251H128V252H126ZM26 252H29V254L31 256H29L28 253H26ZM39 252L40 253L42 252V253L39 254ZM81 252H82V254H81ZM69 253H70V255H69ZM1 254H0V256H1ZM51 254H49L45 257L46 260L43 259L44 262L42 261V255H41L40 256L41 258L38 257L41 260H39L37 258L41 262L38 261V263H37L36 258H34L35 260L32 263L36 262L37 264H39V263H41V264L42 263L54 264L53 263L54 260L52 261V259H51L52 258ZM63 255H64V258H63ZM65 255L67 257H65ZM74 255H75V253H74ZM6 256H8V255H6ZM14 256H16V257H14ZM19 256H20V258H19ZM48 256H50L51 258H49ZM1 257H0L1 258L0 261L3 263L4 262V259H3L4 256H1ZM60 257L63 258V262L60 259ZM103 257H105V258L108 257V258L105 259ZM18 258H19V260H18ZM86 258H84V259H86ZM64 259H65V261H64ZM84 259L82 261L85 262V264H88L87 263L88 261L84 260ZM10 260L7 258V261L9 263H10ZM13 260L11 261V264H13V262H14ZM81 260L79 261L80 264L82 262ZM5 261H6V258H5ZM28 261H27V263L29 264ZM73 261H74V259L72 260V262ZM50 262H52V263H50ZM67 262H66V264H70L71 261L68 263ZM17 263H19V262H17ZM92 263H89V264H92ZM3 264H5V263H3ZM73 264H77V261H74Z\"/></svg>",
    "mask_w": 264,
    "mask_h": 264
},
{
    "label": "rangeland",
    "instance_id": "374dc122",
    "mask_svg": "<svg viewBox=\"0 0 264 264\" xmlns=\"http://www.w3.org/2000/svg\"><path fill=\"white\" fill-rule=\"evenodd\" d=\"M0 1H1V0H0ZM3 1H4V0H2V2H3ZM7 1H8V0H7ZM12 1H15V0H11V1H8V2H3V3L0 2V3H1L0 6H1V5H4V3H5V4L11 3ZM17 1H18V0H17ZM199 1H200V0H199ZM212 1L214 2L215 0H212ZM217 1H218V0H217ZM220 1H221L222 3H225V2H224L225 0H223V1L220 0ZM220 1H219V2H220ZM230 1H231V0H230ZM236 1H237V0H236ZM244 1H245V0H244ZM209 2H210V0H209ZM213 2H211V3H213ZM221 2H220V5H221ZM239 2H240V1L238 0V4H237L236 2H234V1H233L232 3H233V4L235 3V4H237V6H238V5H239ZM246 2H248V1H246ZM15 3H17V4L19 5L18 2H13V3H11L12 5H11V4L8 5L9 7H8L7 5H4L3 7L1 6L2 8H4V7L7 6L6 8H10V7H12L13 9H12V11H10V12H8V13L5 12V11H3V9H2V10L0 11V14L2 15V16L0 15V18H2V17H3L4 19L7 18V22H6V23L8 24V25H7L8 27H6V29L9 28V26H10L9 24H11L10 27H12V28L14 27V29H15V31H16V33H17V32H18L17 30H19V26H18L19 21H18V20H20L19 17H20V15H21V14L18 13V12L20 11L19 9H20L21 7H19V6H18L17 4H15ZM206 3H208V0H207ZM214 3H215V2H214ZM214 3H213V4H214ZM226 3H227V2H226ZM228 3H229V2H228ZM241 3H242V2H241ZM13 4L17 5V7H15V5H14V7H13ZM198 4H199V3H198ZM204 4H205V3H204ZM229 4H230V3H229ZM244 4H246V3L244 2ZM200 5H201V4H200ZM209 5H210V4L208 3V6H209ZM214 5H216V4H214ZM214 5H213V6H214ZM218 5H219V4H218ZM222 5H223V4H222ZM224 5H225V4H224ZM226 5H227V4H226ZM248 5H249V4H248ZM198 6H199V5H198ZM201 6H203V5H201ZM205 6L207 7L206 4H205ZM228 6H229L230 8H228ZM228 6H227V11H229L228 9H230V10H231L232 8L234 9V6H235V5L230 4V5H228ZM231 6H233V7H231ZM1 7H0V9H1ZM18 7H19V9H18ZM209 7H211L210 12L213 14V16H214L215 13H217V15H218V10H219V9L221 10V9H223V8H226V7H223V6H221V7L219 6V7H220L219 9H215V8L212 7L211 5H210ZM215 7L217 8L218 6H215ZM222 7H223V8H222ZM235 7H236V6H235ZM246 7H247V5H246ZM6 8H5V10H6ZM200 8H203V7H199V10H200ZM207 8H208V7H207ZM237 8H239V7H237ZM237 8H236V9H237ZM244 8H245V6H244ZM248 8H249V6H248ZM16 9H17V10H16ZM212 9H213L214 12H215V11H217V12H215V13L212 12ZM236 9H235V10H236ZM240 9H241V8H239V11H240ZM246 9H247V8H246ZM246 9H245V11H246ZM18 10H19V11H18ZM15 11H16V12H15ZM225 11H226V10H224V11H222V10L219 11V15H220V16H218V17H216V18L218 19L219 17H221V13H223V12H224V14H225ZM237 11H238V10H237ZM242 11H244V9H243ZM12 12H15V13L13 14ZM20 12H21V11H20ZM201 12H202V14H203V9L201 10ZM230 12H231V11H230ZM4 13H5V15H4ZM9 13H12L14 16H13L12 14L9 15ZM16 13H17V14H16ZM228 13H229V12H228ZM6 14H8V15H6ZM224 14H222V16H223ZM3 15H4V16H3ZM11 15H12V16H11ZM15 15H16V16L18 15V16H17L18 19H17V17H16ZM209 15H210V14H209ZM6 16H8V17H6ZM10 16H11V17H10ZM215 16H216V15H215ZM215 16H214V17H215ZM12 17H13V18H12ZM15 17H16V18H15ZM206 17H207L208 19H210V18L207 16V13H206ZM206 17L204 16V17H203L204 20H203V19H202V20H203V22L206 21V23H207L208 20H205V19H207ZM8 18H9V19H8ZM212 18H213V17H212ZM10 19H12V20H10ZM13 19H14V20H13ZM1 20H3V19H1ZM8 20L10 21V23L8 22ZM210 20H211V19H210ZM3 21H4V20H3ZM5 21H6V20H5ZM15 21H18L17 24H16ZM13 22H15V24H14L15 26L12 24ZM6 23L3 22V24H4V25H3L4 28H3V27H1L2 23L0 22V24H1L0 27L3 28L4 30H5V26H6L5 24H6ZM200 23H201V20H200ZM206 23L204 22V23H202V24L205 25ZM16 25H17V26H16ZM199 25H200V24H199ZM201 26H202V25H201ZM206 26H207V25H206ZM206 26H205V27L203 26L202 28H206ZM200 28H201V27L199 26L198 29H200ZM202 28H201V29H202ZM9 29H11V28H9ZM9 29H7V33H4L5 35H2L3 33H0V34L2 35V36L0 35V37H2L1 39H2L3 42H4V43H2L3 47L0 46L1 49L3 48V49H2L3 51H5L4 46H5V44H6V41L8 40L7 37L10 38V39L12 38L11 36L8 35V34H11V35H12V33H8V32H10V31L12 32V30L8 31ZM16 29H17V30H16ZM1 30H2V29H1ZM202 30H203V29H202ZM202 30H201V32L204 31V30H203V31H202ZM2 31H3V30H2ZM2 31H0V32H2ZM4 32H6V31H4ZM205 32H206V30H205ZM16 33H13V36L16 35V36L18 37V36H19V35H18L19 33H18V34H16ZM6 34H7L8 36H7V37H3V36H6ZM14 34H15V35H14ZM200 34H201V33H200ZM202 34H203V33H202ZM17 37H15L16 39H14V42L12 41L13 39H11V40L9 39V40H8V41H9L8 44H12V45H13V43H14V45H15V43H17V47H20V45H21V44H20L21 41H20V40L18 41V40H17ZM3 38H4V39H3ZM20 39H21V38H20ZM2 40H1V41H2ZM5 40H6V41H5ZM15 40L18 41V42H16ZM8 41H7V42H8ZM10 41H11V43H10ZM19 42H20V43H19ZM18 43H19V45H18ZM8 44H7V45H8ZM12 45H8V47H10V46H12ZM8 47L6 46L7 51H8V49H9ZM10 48H11V49H10V50H11L10 53H9V52H8V53L5 52L6 55H7L8 57L2 55V56H4V59H6V60L0 61V64H1V62L3 63V62L5 61V62H4L5 67H4L3 64H1V67H2V68L4 67V69L6 70L7 73L9 72V74H7L6 72H5V74H6V76L9 75L8 77L11 78V75H13V74H11L12 71H10V69L12 68L11 70H13V67L15 66V65H14L15 63H17L16 66H19V65H18V64H19V57H16V55H20V52L18 53V51L20 50V48H19L18 51H17L16 46H15L14 50L12 49L13 46L10 47ZM1 49H0V52L2 53L3 51H2ZM213 51H214V50H213ZM218 51H219V50H217V52L214 51V54H215V55H216V54L218 55V56H217V57H218V60H219V58H221V55H222V54H223L222 56H224V57H222V58L220 59L221 62H219L220 60H219V61L217 60V57H216L214 60H215V61H218L221 65L227 63V62H226L227 60H225V59L228 58L227 55H228V56H230V55H229V54L224 55V54H226V53H223V52L221 53V51H219V52L221 53V55H220V54H218V53H219ZM239 51H240V50H239ZM13 52H14V54H12ZM159 52H160V51H159ZM159 52H158L157 56H158V55H162V53H159ZM1 53H0V55H1ZM5 53H4V54H5ZM17 53H18V54H17ZM143 53H144V52H143ZM146 53H147V52H146ZM155 53H157V52H155ZM155 53L152 52V55H154ZM203 53H204V52H203ZM11 54H12V55H11ZM166 54H167V53H166ZM205 54H206V52L204 53V55H205ZM211 54H213V53L211 52ZM211 54H210V56H211ZM255 54H256V53H255ZM9 55L12 56V57H10ZM14 55H15V56H14ZM145 55H146V54H145ZM145 55H143V56H145ZM147 55H148V56H146V57L149 58V54H147ZM204 55H203V57H200L201 55L199 56V60H197V62H196L197 64L199 63V65L196 64V65H197V66H196L197 69H198V68H202V67H199V66H201L200 63L203 64L204 59H203L202 62H200V59L202 60V58H205ZM215 55H213V56L215 57ZM13 56H14L16 59H15ZM210 56H209V57H210ZM150 57H154V60H159L158 58H159L160 56H159V57H156V56H150ZM165 57H168V56L165 55ZM165 57H163L162 59H165ZM248 57H249V56H248ZM256 57H257V56H255V58H256ZM258 57H259V56H258ZM7 58H8V59H7ZM9 58H10V59H9ZM11 58H13V59H11ZM104 58H105V57H104ZM107 58H108V57H107ZM109 58H110V57H109ZM111 58H112V57H111ZM134 58H135V57H134ZM134 58H133V59H134ZM136 58H137V56H136ZM168 58H169V57H168ZM206 58H207V57H206ZM211 58H212V60H213V57H211ZM229 58H231V57H229ZM229 58H228V59H229ZM260 58H261V57H260ZM2 59H3V57L0 58V60H2ZM125 59H126V58H125ZM130 59H131V58H130ZM133 59H132V60H133ZM139 59H140V58H139ZM139 59H138V60H139ZM145 59H146V58H145ZM149 59L151 60V58H149ZM162 59H160V60H162ZM166 59H167V58H166ZM207 59H208V58H207ZM207 59H206V60H207ZM232 59H233V57H232ZM250 59H251V58H250ZM252 59H253V58H252ZM7 60H10V61H8V62L6 63ZM11 60H12V61H11ZM14 60H15V61H14ZM104 60H106V58H105ZM132 60H130V61H132ZM138 60H137V61H138ZM154 60H152V61H154ZM209 60H211V59H209ZM209 60H207V62H208ZM229 60H230V59H229ZM253 60H254V59H253ZM259 60H261V59H259ZM16 61H17V62H16ZM114 61H115V60H114ZM114 61H113V62H114ZM139 61H140V60H139ZM142 61L144 62V60H142ZM148 61H149V60H148ZM148 61H147V62H148ZM198 61H199V62H198ZM231 61H232V60H231ZM254 61H255V60H254ZM254 61H253V65H254ZM9 62H11V64H10ZM102 62H103V61H102ZM109 62H110V59H109ZM119 62H120V60H119ZM128 62H129V61H128ZM150 62H151V61H150ZM212 62H213V61H212ZM229 62H230V61H229ZM8 63H9L10 65H12V66H9ZM12 63H13V64H12ZM99 63H101V62H99ZM115 63H117V62H115ZM120 63H121V62H120ZM120 63H119V66H120ZM124 63L126 64V62H124ZM133 63H134V62H133ZM136 63H137V62H136ZM136 63H135V64H136ZM145 63H146V60H145ZM148 63H149V62H148ZM153 63H154V62H153ZM205 63H206V62H204V64H205ZM208 63H209V65L212 64L213 67H214V65H216L215 63H214V65H213V63H210V62H208ZM208 63H206V64H208ZM251 63H252V61H251ZM258 63L261 64V61H258ZM109 64H110V63H109ZM117 64H118V63H117ZM117 64H116V65H117ZM128 64H129V63H128ZM131 64H132V63H131ZM139 64H140V63H139ZM142 64H144V63H142ZM146 64H147V63H146ZM146 64H144V65H146ZM151 64H152V63H151ZM204 64H203V65H204ZM206 64H205L204 66H203V65H202V66H203L204 68H207L209 65H206ZM217 64H218V63H217ZM220 64H219V66H220ZM260 64H258V65H260ZM2 65H3V66H2ZM13 65H14V66H13ZM100 65H101V64H100ZM102 65H104V64H102ZM102 65H101V66H102ZM110 65H112V64H110ZM110 65H108V67H109ZM144 65H143V66H144ZM148 65H149V64H147V66H148ZM251 65H252V64H250V66H251ZM253 65H252V66H253ZM8 66H9V70H7V68H6V67H8ZM16 66H15V68H14V72H15V71H16V72H15V73L12 72V73H14V76H16V73H18V71H17V69H16ZM114 66H115V65H114ZM119 66H118V67H119ZM206 66H207V67H206ZM210 66H211V65H210ZM210 66H209L208 68H210ZM216 66H218V65H216ZM106 67H107V66H106ZM108 67H107L106 69H109L111 66H110L109 68H108ZM262 67H263V65H262ZM262 67H260V68H262ZM18 68H19L18 70H20V67H18ZM211 68H212V67H211ZM252 68L258 69L257 64H256L255 66H253ZM4 69H0V70H1V71H5ZM112 69H114V68H112ZM228 69H229V71L231 72L230 68L227 67V73L224 72V75L222 74L223 76L226 75L227 77H223V78L220 77V78L222 79V82H221V79H220V81L217 80V81L219 82V83L217 84V87H218V88L214 87V86H215V84H214L215 81H212V80H214L215 78H217L216 75H215V78H214V75H212L213 77H210V76H209V78H211V79L213 78L212 80L209 79L210 82L213 84V86H211L210 88H209L208 85H212V84H208V85H207V83H209L208 78H206L208 81H206V79L204 78V79H205L204 83H203V81H200V80L198 79V80H199L198 82H202V84H200V83H198V82L196 81V82L198 83L199 86H198V85H195V86H194V85H190V84H192V83L194 84L195 81H193V82H189V84L186 83V84L188 85V86H187L188 88L185 86L184 89L181 90L182 92L180 91L181 93H180V92H177V93H176V90H175L174 86H172L174 89L171 88V87H169L171 84H170L168 87H169L170 89L175 90L174 92H175L177 95L180 94L179 97L181 96V94H184V96H190V93H191V92H193V94H194V93H195V92H194V88H196V86L200 87V89H201V87H202V88H203L202 91H203V90H206V91H207V88H209V89H210L209 91H213V90H214V93H215V92H216V93H217V92L219 93V91H220V92L223 91V90H222L223 88H224V90H225V86H224L223 88L220 87L221 84H222V85H226V84L229 82V83H230V86H231V82L234 81V79H235V78H234V79L231 81L232 77L230 76L231 74L228 72ZM115 70H116V66H115ZM187 70H190V68H189V69L187 68ZM262 70H263V69H262ZM111 71H113V70H111ZM111 71H110V73H109V71H108V74H109V75L114 74V73H113L114 71H113L112 73H111ZM0 73H1V72H0ZM20 73H21V72H19V74H20ZM115 73H116V71H115ZM231 73H232V72H231ZM2 74H3V75L0 76V80H2V81H0V82H4V83H5L4 85L7 86V84H8V82L6 81V79H7L8 81H11V84H13V82L15 81V83H14L12 86H11L10 84H8L9 87H8V86L6 87V88H8V89H5V92L3 93V94H5V98H4V95H3L2 92H1V90L4 89L5 86L2 85L3 83L0 85V102H1L2 104H3V102H2V98H3V101H4V99H5V101H6V102L4 101L5 104H6V105H7V104L9 105V101H10V99L8 100V98H9L11 95H13V94L16 95V93H18V92L21 93V90H22V92L24 91V93H27V95H28V92H29V95H31V96H25V97H24V95H23L24 93H21V95L18 93V95H16V97H14V95H13V97H14L15 99L18 98V97L21 98V96H23L24 99H26L27 97H29V98L31 97L30 100H33V101H34V103L31 101V102L34 104V105H32V106H34V108H37V107H35V106L37 105V104L35 105V103H38V102H39L38 100L40 99V97L35 96V94L37 93V95H38V92H39V90H40V89H38V88H40V87L35 88V87H37V86H35L34 89H33V84H32V89H33V91H32V89H29V88H31V87H28V84H30L31 81L28 80L30 83H28V81H27V83H28V84H27L26 82L23 81V80H25V79H23V78H24L23 76H21L22 78H19V79H18V80H20L21 83H20L18 80H17V81H18V83H17V81H16L15 78H17L18 75H17L16 77L13 76V80H14V81H13L12 79H11V80L8 79V78L4 75V72H2ZM228 74H229V75H228ZM222 75L220 74V76H222ZM3 76H4V77H3ZM104 76H105V75H104ZM112 76H113V75H112ZM116 76H117V75H116ZM116 76H115V74H114V79H113V80L119 79V78H117L118 76H117V77H116ZM228 76H229V77H228ZM19 77H20V76H19ZM1 78H2V79H1ZM102 78H103V77H102ZM105 78H107V77L105 76ZM112 78H113V77H112ZM224 78H226V79H224ZM230 78H231V79H230ZM3 79H4V80H3ZM109 79H110V78H109ZM204 79L201 78V80H204ZM44 80H46V79H44ZM44 80H38V81H39V82H40V81L42 82V81H44ZM52 80H53V79H52ZM101 80H102V79H101ZM107 80H108V79H107ZM154 80H156V79H154ZM154 80H150V81H151V82L153 81V83H154L155 85H153V83H151V82L148 80V82H149L151 85L148 86L147 89H148V90H149L150 88L152 89V92H151V89L149 90L150 92L147 91L149 94H150V93H151V94H154L153 91H156V89H158V88H162V87H163V88H162L163 91H161V92H163V94H162L163 96H164V93H165V94H166V93H169L167 96H169V95L172 96V95H173V94L171 93V92H173V90L171 91V90L169 89L171 92H169V90H167V92H166V90L164 91V89H166V87L164 88V86H165L168 82L165 83V84L163 83L164 86H161V87H160V84H159L160 82L158 83L157 81L155 82ZM215 80H216V79H215ZM32 81H33V80H32ZM38 81H37V82H38ZM46 81H47V80H46ZM99 81H100V79H99ZM104 81H105V80H104ZM117 81H118V80H117ZM126 81H127V80H126ZM126 81L124 82V86H125V84H126V86L130 84V83H128L130 80H129L128 82H126ZM158 81H159V79H158ZM163 81H164V80H163ZM163 81H162V82H163ZM223 81H224V82H223ZM256 81H257V80H256ZM258 81H259V80H258ZM258 81H257V82H258ZM39 82H38V83H39ZM41 82H40V83H41ZM44 82H45V81H44ZM47 82H48V84H52V85H53L54 82L57 83L58 81H57V82H56V81H51V83H50V79H49V81H47ZM47 82L44 83V87H43V84L41 83V84H42L41 87H42V88H45V85L47 84ZM91 82H92V81H90V83H91ZM101 82H103V81H101ZM101 82H100V84H101ZM110 82H111V81H110ZM133 82H134V84H136V85L138 86V84H137V82H136L135 80H134ZM146 82H147V81H146ZM196 82H195V83H196ZM213 82H214V83H213ZM260 82H261V84L264 83V82L262 83V80L259 81L258 83H260ZM6 83H7V84H6ZM9 83H10V82H9ZM16 83L19 84V85H17ZM22 83H23V84H27V86H23ZM33 83H36V80H35ZM86 83H87V82H86ZM94 83H95V80L91 83V85L94 84ZM105 83H106V82H105ZM115 83H116V82H114L113 84H115ZM117 83H119V82H117ZM127 83H128V84H127ZM149 83H147V84H149ZM225 83H226V84H225ZM229 83H228V85H226V86H228L226 89H228V88L230 87V86H229ZM232 83H233V82H232ZM98 84H99V83H98ZM107 84H108V83H107ZM109 84H110V83H109ZM109 84L106 85V86L108 87ZM113 84H111L110 86H113ZM119 84H120V83H119ZM119 84H115V85H118V86H119ZM131 84H132V83H131ZM142 84H143V83H142ZM158 84H159V85H158ZM34 85H35V84H34ZM36 85H37V83H36ZM77 85H78V84H77ZM77 85L74 86V87L77 88ZM79 85H81V84H79ZM84 85H85V83H84ZM86 85L88 86V83H87ZM101 85H102V84H101ZM101 85H99V86L101 87ZM103 85H105V84H103ZM103 85H102V86H103ZM122 85H123V84H122ZM122 85H121V86H122ZM189 85H190V87H189ZM222 85H221V86H222ZM256 85H257V86H258V85L260 86V84H257V83L255 84V86H256ZM2 86H3V88H2ZM15 86H16V87L18 86V87L15 88V90H14V87H15ZM22 86H23V87H22ZM29 86H31V85H29ZM50 86H51V85H50ZM92 86H93V85H92ZM99 86L97 87L98 89H100ZM121 86H120V87H121ZM124 86H123V89L129 90L130 87L133 86V85H129V86H130L129 88H128V86H127V87L125 86V88H124ZM142 86H143V85H142ZM151 86H152V87H151ZM153 86H154V87H155V86H159V87H158V88L155 87V88H156V89H155ZM192 86H193V87H192ZM203 86H205V87L208 86V87H206V89H204ZM259 86H258V87H259ZM11 87H13V88H12L13 93L11 92ZM78 87L81 88V86H78ZM82 87H85V86L82 85ZM134 87H135V86H134ZM168 87H167V88H168ZM23 88H24V89H23ZM103 88H105V86H104ZM110 88H111V87H110ZM110 88L108 87V91H110ZM112 88H113V87H112ZM112 88H111V89H112ZM114 88H115V87H114ZM114 88H113V89H114ZM118 88H119V87H118ZM182 88H183V87H182ZM220 88H221V90H220ZM253 88H254L255 91L257 90V89H256L257 87H254V85H253ZM260 88H261V87H260ZM263 88H264V85H263ZM16 89H18L19 91H18V90L16 91ZM27 89H29V91H28ZM116 89H117V88H116ZM133 89H134V88H133ZM142 89H143V88H142ZM144 89H145V87H144ZM212 89H213V90H212ZM215 89H217L218 91L215 90ZM258 89H259V88H258ZM25 90H26V91H25ZM101 90H103V89H101ZM119 90H120V88H119ZM134 90H135V89H134ZM136 90H139V88H138V89L136 88ZM136 90H135V91H136ZM158 90H160V89H158ZM158 90H157V92H158ZM183 90H184V91H183ZM189 90H190V91H189ZM197 90H199V89L196 88L195 91H197ZM254 90L252 89V91H254ZM260 90H263V89H260ZM2 91H4V90H2ZM14 91H15V92H14ZM106 91H107V90H106ZM130 91H131V90H130ZM177 91H179V90H177ZM202 91L199 90V91H197V92L199 93V92H202ZM258 91H259V90H258ZM97 92H99V91H97ZM102 92H103V91H102ZM102 92H101V93H102ZM126 92H127V91H126ZM126 92H125V93H126ZM131 92H132V91H131ZM133 92H134V91H133ZM138 92H139V91H138ZM138 92H136V93L138 94ZM147 92L145 93L146 96L149 95ZM174 92H173V93H174ZM187 92H188V93H187ZM243 92H246V91L243 90ZM243 92H242V93H243ZM259 92H260V91H259ZM8 93H9V94H8ZM11 93H12V94H11ZM30 93H33V94H30ZM125 93H124V94H125ZM140 93H142V92H140ZM143 93H144V92H143ZM143 93H142V94H143ZM170 93H171V94H170ZM175 93H174V95H175ZM178 93H179V94H178ZM203 93H204V91H203ZM203 93H200V94H203ZM218 93H217V94H218ZM238 93H239V92H238ZM242 93H241V94H242ZM252 93H253V92H252ZM256 93H257V94H256ZM10 94H11V95H10ZM96 94H97V93H96ZM102 94L104 95V93H102ZM128 94H129V91H128ZM134 94H135V93H134ZM142 94H139L138 96H141ZM147 94H148V95H147ZM158 94H159V93H157V95H158ZM187 94H188V95H187ZM243 94H244V93H243ZM254 94L258 95L259 93H258V92H254ZM25 95H26V94H25ZM33 95H34V96H33ZM97 95H98V94H97ZM100 95H101V94H100ZM157 95H156V96H157ZM160 95H161V94H159V96H160ZM262 95H263V93H262ZM7 96H8V97H7ZM94 96H96V95H93V97H94ZM98 96H99V95H98ZM110 96H111V94H110ZM110 96H109V97H110ZM112 96H113V95H112ZM129 96H131V95L129 94ZM146 96L143 95V97H146ZM150 96H151V95H150ZM153 96H155V95H153ZM175 96H176V95H175ZM182 96H183V95H182ZM191 96H192V93H191ZM193 96H194V95H193ZM195 96H196V94H195ZM36 97H38V100H36V99H37ZM87 97H89V96H87ZM87 97H85V99H86ZM102 97H103V96H102ZM102 97H101V98H102ZM123 97H124V96H123ZM131 97H133V95H132ZM136 97H137V95H136ZM141 97H142V96H141ZM176 97H178V96H176ZM29 98H28V99H29ZM76 98H79L78 95L75 96V99H76ZM91 98H92V97H91ZM99 98H100V97H99ZM106 98L109 99V98H108V95H107ZM106 98H105V100H106ZM110 98H111V97H110ZM139 98H140V97H139ZM11 99H12V96H11ZM28 99H27V100H28ZM49 99H50V100H48V101H47V99H46V100H40V102L42 101L41 103H43V104H44L43 101H47V102H46L47 104H44V105H46V106L48 105L49 102H52V103H50V104L53 106V107H52V106L50 105V106H49L50 108L47 107V108H49L50 112H49V110H47V111H48L49 113H51V114H49L47 111L44 112V113L47 114V116H45V117L48 118V120H47L46 118L43 120V119H42V118H44L43 115H42L43 117L40 118L41 121L43 120V121H42L43 126H41V127L39 126L40 128H37V127L35 126V125H37V123H38V125L41 123V121L38 120V119H37V120H38V122H37V120H36V118H35V115H34V120L36 121V123H35L33 120L30 121L31 123H28V125H30V126H27L26 124L22 123V121H24V120H25V121H24L25 123H27V122L29 121V120H28V121L26 120V119H28V118H25V117H27V116L24 117V114H26V113H30L29 110H31V107H32V106H30V100H29L28 102H27V101H26V102L24 101V102H25V103H24L25 105H26V103H29L28 105H29L30 108H29L28 106H27V107H24L23 105H21V104H23V102L20 103V107H21V109H20L19 105H18V107H17L20 111L23 109L22 111L25 112L24 110H26V112L23 114V117H24L25 119L22 117L21 119H23V120H21V121H20V118L18 119L19 116L17 117V115L20 113V111H18V109H16L17 104L13 103V101H12V102L10 101L11 103H13V104L16 105V106L14 105V108H15V109L12 107V109L15 110V112H14L15 114H14V113H13V114L16 115V118H15V116H14V118H15V120L18 119L17 121H15L12 117H9V114L12 113V111H13V110H11V107H10V108H9V107H6V105L4 104L5 107L3 108V105H1V103H0V107H2V108H1L2 110L0 109V111H1V112H4V111L6 110V114H5V112H4L5 116H6V117H7V116L9 117V122H10V121H13V122H10L11 127H12V125H13V128H14V129L12 128L13 131H16L15 128H16L18 131H19V129L22 130L20 127L23 125L24 129H27V130H28V131L26 130L27 133H26L25 135H26V136L28 135V137H29V138L26 137L25 135H23V133L20 134L21 132H24V133H25V130H24V129H23V131H19V132L17 131V133H19L18 135L16 134V132H15V134H14V132L11 133L12 131H10V133H11V135H10V134L7 133V131H3L4 133L6 132L5 134H4L3 132L0 133V134H2V136L4 137V138H2V136L0 137V140H1V138H2V141L4 140V141L2 142L3 145H4V142H6V143L8 144V142L11 141L13 144L18 145V146L21 147L20 143L22 144V142H24L25 140H28V141L30 140V141L28 142V145L26 144L27 141H25V143H23V145H24V146H27V147L29 148V150H32V152H29L30 154H32V155H29V157H28V156H25V154L27 153L28 149L25 151L26 153H25L24 155H22V154H23V153H22V154H20V156L18 157L17 154H19L20 152L17 153V151H18L19 149H20V150H23L24 147H23V149H22V148H19V147L15 146V147L18 148V150H16L15 153H12V151H10V148H8L9 146H7L6 148H8V150H9L10 152L7 151V150H5V152L7 151V153H2V154H0V157H2V159L0 158V171H1V170H4V172L1 171V173H0V193H1V194H2V193L5 194V196L3 195L4 198H3V196H2V197L0 196V202H2L3 199H4V202H3V203H8V205L11 204V203H12V204L15 203V205H16V204L18 205V206L13 207L14 205L12 206V204H11L10 206H7V204H3V206L5 205V208L3 209V208L1 207V206H2L1 204H2V203H0V207H1L0 210L2 209L0 212L2 213L3 210L6 211V212L9 211L10 213L8 212L7 215H10V217L13 216L14 214H18V213L21 214V215L18 214L17 216L15 215L16 217L13 216L14 218L12 217V219H13V220L15 219L17 222H16V221H15V222H14V221L12 222V220H11V221H10V222H11V225H10V224H8L9 222H6V218H7L6 216H7V215L5 214V216H4V215H2V214L0 213V214H1L0 216H2V217H0V226L3 224V226L6 228V226L4 225V223L9 225V227L7 226V228H9V229L7 230V228H6V230H7L8 232H5V233H4V236H3V235H2V236L0 235V236L2 237V238L0 237V238H1V239H0V241H1V242H0V246L2 247V249L0 248V252H1L2 250L5 251L6 249L9 250V248H11L10 246L12 245V243H13V244H14V243L17 244V242H18L19 245H18V244H17V245L15 244V245H13V246H19V247H16L18 250L21 249V248H20L21 245H23L24 248H25V249L27 248V250H28V249H30V247H29L30 244L27 246V243H28L29 238H30V241H32L33 239L35 240V242H34V240H33V242H34L33 245L36 244V247L34 246L33 248H35L36 251L38 252L37 248L39 249V245L42 243L41 241H42L43 239H47V237H48L47 235H44L45 238H44V237L42 238L43 233H41L40 228L37 229V227H39V225L42 227V224H40V223H41V222H40L41 220H42V223H43L44 221H45V222H46V221L48 222V223L46 222L47 225L44 223L45 226H44V224H43V226L46 227L44 233H46V232L48 233V231H53V232H55V233L58 232L57 234H55V233H53V232H50V233H52V236H51V237H48V238H50L52 241H55V240H56V241L58 242V243L56 242V243H57V246H54V247L56 248V247H58V245H59V247H60V243H59V242H61V243L64 242V244H66L65 246H67V245L70 244L69 246H67V248L69 249V247H70V251H71V250H73V249L71 248L72 245H73L74 243H76V244H74V245H77V243H79V242H77V241H75V242L73 243V241H74V240H77V239H78V241H79V237H77V235L79 236L80 233H81V234L83 233V234L85 235V236H84V235H81V234H80L81 237L89 238L90 235H91V237L94 235V232H95L94 229L96 230V234H97V232H98V234H100L99 231H101V230H102V227H103V229H104L105 231H102L101 234H102L103 232L105 233L107 230H108L109 232L107 231V232L102 236V239H104V238L107 239V237L110 238L109 236H111L112 234H114V233L117 231V230H115V227H114L116 224H119V225H116V226H118V227H119V230H120V226H121V228H122V227L124 226V224H125V225L127 224V223H126V219H127V218H129V219L131 218V217H128L127 214H126V216H127L126 218L122 215V216L124 217V218L122 217V218L124 219V221H120V220H122V218L120 219V218L118 217V216L120 215V211L118 210L119 212H116V213H118L119 215H118V214H115V215H114L113 213L111 214V213H110L111 211L108 209V208H109V207H108V206H109V205H108L109 203H108V200H107V198L109 199V197H110V198H113V199H114V198H117V196H116L117 193H115V191H116L115 189L118 187V185H117V184H115V186H114V184L112 185L113 180L111 179V176H114L115 178L119 177L118 179L121 180L122 177H123V175H125V177H126V175H127L126 173H127L128 171H129V172L131 171V175H133L132 172H133V170H134V169H133V168H134V165L131 164V162H128V161H127L128 159H129V160L131 159L130 161H132V157H133V154H134V152H133L132 154H130V153L132 152V150H133L132 147L130 146V145L132 144V143H130V142H132V141H131V139H128V138L131 136V135H130L131 132H128V129H129V128H128V129L126 128V129H124V130L127 131V133H126L125 131H124V132H125V133H124V132H123V127H122V125H121V127H122L121 130H122V131L118 129V131H120V132H117V129H116V130L114 129V133L117 132V134H118V133H119V134L121 133V135L123 134V135H122V137H123L122 140L124 139V135H126V138H127V135L129 134V135H128V138H127L128 141H127V140H126V141L123 140L122 143H121V141L119 140V138L116 137V136H117L116 133H115L116 135L113 134V133L111 134L112 136H114V138H113V137H110L109 135H107L108 132H107V133L105 132V131H108L109 128H110V129H109L110 131H112V129H113V128H111V125H109V128H107V127H108V124H111V122L114 121V120L111 118V116L115 117V118H114L115 120H116V118L119 117V115L121 116L122 119L125 118V117H124V118L122 117V116H123V113H124L123 111H124V110H127V108L130 106V105H128V107H127V105H126L127 102H126L125 100L127 99V101H128V100L131 99V98H129V97L127 96V94H125V98H124L125 100H124V101L126 102V104H125L126 107L124 106V103H125V102H122V101H123V100H122V101H121L122 104H123V105H121L122 108L119 106V105L121 104V102H120V99H118V102L120 103V104H118V106L120 107V108H118L119 111H118V109H117V106H115L114 109H116V110H113V109H112V110H113V112H112V111L110 110L111 107L113 108L112 104H110L111 107H110L109 105H106L107 107L109 106L108 109L111 111V112L109 113L110 115L107 114L106 117L108 116V118H111V122L106 121L108 118H106L105 116H104L103 119H105V118H106V119L104 120L103 123H102V120H103L102 118H101V120H99L100 123H98L99 121H97V120L94 119L95 121H97V122L94 123V124H96V125H95V126H96L95 128H96V129L98 128V130H96V131H95V128H93L94 130H91V129H92V127H91V122H93V120H91V122H89L90 124H88V120H86V117L84 116V113H83V112L89 111L87 108L94 106V103L96 104V102L93 101V102H91L93 105L91 104V106H90V100H92V99L88 100L89 102L87 101V102H88V103H87L86 101H83V100H81V98H79L81 101L86 102L87 104H89V107H88V105H87V106H86V107H87L86 110H85V108H83V109H84L83 112L80 113V114L83 113V115L77 114V115L79 116V117L77 118L78 121H79L80 123H81V122H84V123H82V124H79V123H78V124L76 125V128H75V123H74L72 120H71V121L73 122V124H72L71 121H70L71 123H70V122H69V123L66 122V123L69 124V125L71 124V125H70V126H71L70 129H69V127H68V128H67V127L63 128L64 126L62 127V125L60 124V123L64 122L65 120H67L66 118L63 119V121L61 120V122H60L59 124H58V122H57L58 126H56V125H55L56 123H53V122H54V119L56 118L57 114L60 115V116H57V117H59V118H60V117L62 118L63 116L68 115V111H69L68 109H69L71 106L63 105V107H64V106H65V107L67 106V108H65V109L62 110L63 107H59V108H61V110H59V108H57L55 105H57V104L60 103V102L63 103V102H64V98H63V100H62L61 97H53V99H56L57 101H56V100H51V98H49ZM65 99H66V100L68 99V100L70 101V98H65ZM75 99H74V101H75ZM79 99H78V100L76 99V103H77V101H79ZM88 99H89V98H88ZM135 99H136V98H135ZM137 99H138V97H137ZM13 100H14V99H13ZM20 100H21V99H20ZM20 100H19V101H20ZM22 100H23V99H22ZM66 100H65V102H66ZM95 100H97V96H96ZM100 100H101V103H102L103 99H100ZM111 100H114V98H113V99H109L108 102L111 101ZM116 100H117V99H116ZM116 100H115V101H116ZM14 101H15V100H14ZM17 101H18V100H16L15 102H17ZM37 101H38V102H37ZM69 101H68V102H69ZM81 101H80V102H81ZM106 101H107V100H106ZM40 102H39V103H40ZM57 102H58V103H57ZM98 102H99V101H97V103H98ZM103 102H104V101H103ZM111 102H112V101H111ZM11 103H10V104H11ZM41 103H40V104H41ZM54 103H56V104H54ZM69 103H72V105H73V104L75 105V103L72 102V99H71V102H69ZM69 103L66 102V103H63V104H69ZM81 103H82V102H81ZM114 103H116V102H114ZM53 104H54V105H53ZM98 104H100V103H98ZM103 104H104V103H103ZM116 104H117V103H116ZM74 105H73V106H74ZM80 105H81V104H80ZM80 105H79V106H80ZM82 105H83V104H82ZM84 105H86V104L84 103ZM9 106H10V105H9ZM11 106H12V105H11ZM42 106H43V105H42ZM46 106H43V107H46ZM59 106H61V104H59ZM79 106L76 105L75 107H79ZM97 106H98V105H97ZM100 106H101V105H100ZM106 106L104 105V107H106ZM123 106L125 107V109H123ZM54 107H55V108H54ZM68 107H69V108H68ZM75 107H72V109H73V112H72V113H74V110L77 109V108L75 109ZM81 107H82V106H81ZM104 107H103V108H104ZM40 108H41V106H40ZM40 108H39V109H40ZM52 108H53V109H52ZM56 108H57V109H56ZM92 108H94V109L97 110V111L99 110V108H98V109H96L95 107H92ZM101 108H102V107H101ZM129 108H130V107H129ZM129 108H128V110H129ZM4 109H5V110H4ZM27 109H28V111H27ZM90 109H91V108H90ZM94 109H93V110H94ZM108 109L106 108V109H103V110H104V111H108ZM10 110H11V111H10ZM16 110L18 111L17 114H16ZM44 110H45V109H44ZM70 110H71V109H70ZM79 110L81 111V108H79L77 112H79ZM128 110H127V113L129 112ZM214 110H215V109H214ZM22 111H21V112H22ZM55 111H56V112H55ZM63 111H65V112H63ZM71 111H72V110H71ZM97 111H96V113H97ZM101 111H102V109H101ZM120 111H121V112H120ZM215 111H216V110H215ZM1 112H0V113H1ZM23 112H22V113H23ZM32 112H33V109H32ZM34 112H35V111H34ZM41 112H42V111H41ZM53 112H54V113H53ZM62 112H63V113H62ZM77 112H76V113H77ZM90 112H91V110H90ZM90 112H87V113L89 114ZM93 112H94V113H92V114H96L95 111H93ZM114 112H116V113H114ZM117 112H119L120 114L117 113ZM122 112H123V113H122ZM125 112H126V111H125ZM212 112H213V110H212ZM212 112H211V113H212ZM7 113H8V115H7ZM22 113H20L21 116H22ZM38 113H39V111L37 112V114H38ZM70 113H71V112H70ZM98 113H99V112H98ZM98 113H97V114H98ZM127 113H126V115H127ZM2 114H3V113H1L0 116H2ZM4 114H3V115H4ZM13 114H12V115H13ZM48 114H49L50 116H48ZM54 114H55V116H54ZM92 114H91V116H90V115H89V116L87 115V117H88V118L90 117V118L92 119ZM102 114H103V111H102ZM115 114H116V115L119 114V115H117V117H116ZM130 114H132V110H131V113H130ZM130 114H129L128 116H131ZM214 114L216 115L215 112H214ZM10 115H11V114H10ZM27 115H28V114H27ZM31 115H32V114H31ZM31 115H30V116L28 115V116L30 117L29 119H32V118H31ZM62 115H63V116H62ZM212 115H213V113H212ZM212 115H211V116H212ZM5 116H2V117L5 118ZM21 116H20V117H21ZM53 116H54V117H53ZM70 116H71L72 119H73V117L76 116V114L74 113V116H73V115H70ZM70 116L68 115V118H69ZM99 116H100V114H99ZM102 116H103V115H102ZM124 116H125V114H124ZM8 117H7V118H8ZM37 117H38V116H37ZM50 117H52V119H53L52 121H53V122L51 121V119H49ZM80 117H83V118H80ZM96 117H98V116H96ZM7 118H6V120H8ZM38 118H39V117H38ZM79 118H80V119H79ZM88 118H87V119H88ZM90 118H89V120H90ZM94 118H95V117H94ZM131 118H132V117H129V118H127V119L125 118V119H126L127 121H129L128 123L131 124V122H130V121H131ZM0 119H1V118H0ZM70 119H71V118H69V120H70ZM77 119H75L74 121H76ZM81 119H82V120H81ZM84 119H85L86 122L84 121ZM99 119H100V118H99ZM119 119H120V118H119ZM119 119H118V120H119ZM122 119H120V120H122ZM125 119L123 120L124 122H125ZM128 119H130V120H128ZM2 120H4V119H2ZM6 120H4V123H5ZM46 120H47V121L50 120V121L47 122ZM112 120H113V121H112ZM120 120L117 121V122H118V123L120 122L119 124H122ZM0 121H1V120H0ZM26 121H27V122H26ZM55 121H56V120H55ZM57 121H58V119H57ZM67 121H68V120H67ZM78 121H77V122H78ZM109 121H110V119H109ZM39 122H40V123H39ZM50 122H52L51 125L48 124V123H50ZM105 122H106V123H105ZM162 122H163V121H162ZM1 123H2V122H1ZM14 123H15V124H14ZM20 123H21V124H20ZM33 123L35 124L34 126H35L37 129H39V130H43L44 132H41V131L38 130V133L36 134L37 129L31 125V124H33ZM44 123H45V124L47 123L48 125H47V124L45 125ZM86 123H87V125H86ZM97 123H98V125H97ZM107 123H108V124H107ZM115 123H116V121H115ZM164 123H165V122H164ZM2 124H3V123H2ZM2 124H1V126H0V129H2V126H3V129H4V130L6 129L7 126H8V129H9V126H10V125H9L8 122H6V124H3V125H2ZM52 124H54L55 127L57 128V130H58V131L60 130V132H62L61 134H63V135H64L65 133H67V131L70 133V135L75 134L74 132L77 133L78 130H79L78 128H80V125H81V128H82L81 131H82L83 129L87 130V129H90V128H91V129H90L91 131H89V133H90V132H91V133H90L88 136H85V135H87L88 132H85L86 134L83 135V136L86 137V139H83V140H84V141H85V140H86V141H89V143H88V142H85V143L83 144V142H78L79 144H81L80 146L82 147V148H80V150H79V147H78V148L76 147V146L78 145V143H76V142H77L79 139L77 140V138H76V140H77V141H76L74 137H72V139H71V138H70L71 136H70V137L68 136V137L70 138V139H69V138H67V137L65 138L63 135L60 136L62 139H60V137H58L59 139H57V136H58V135L56 136V134H60V133H59L57 130H55L56 128H54V125H52ZM83 124H85L86 126H85V127H82ZM92 124H93V123H92ZM94 124H93V125H94ZM99 124H100L101 126H103V129L99 127ZM103 124H104V125H103ZM20 125H21V126H20ZM65 125H66V124H65ZM73 125H74V126H73ZM105 125H107V127H106ZM113 125H114V124H113ZM116 125H117V123H116ZM124 125H125V124L123 123V126H124ZM4 126H5V127H4ZM19 126H20V127H19ZM44 126H45V128H47L46 126H48V129H45ZM66 126H68V125H66ZM78 126H79V127H78ZM87 126H88V128H87ZM127 126H128V125H127ZM18 127H19V128H18ZM49 127H50V128H49ZM118 127H119V126H118ZM118 127H117V128H118ZM125 127H126V126H125ZM129 127H131V126L129 125ZM28 128H29V129L31 128L30 130L33 131V134H31L32 132H31ZM41 128H42V129H41ZM43 128H44V129H43ZM61 128H62V130H61ZM66 128H67L66 132L63 133V130L66 129ZM71 128H73V129L75 128V131L72 130L73 134L71 133ZM114 128H115V127H114ZM3 129H2V130H3ZM10 129H11V128H10ZM10 129H9V130H10ZM12 129H11V130H12ZM35 129H36V131L34 132ZM49 129H50V130H49ZM52 129H54V130H52ZM68 129H69V130H68ZM104 129H105V130H104ZM9 130H8V132H9ZM47 130H49V131H47ZM51 130L53 131V133L55 132L54 135H53V133H52ZM85 130H84V131H85ZM101 130H103V131H101ZM0 131H1V130H0ZM50 131H51V132H50ZM87 131H88V130H87ZM97 131H98V132H97ZM110 131H109V133H110ZM39 132H40V133H39ZM93 132H94V133H93ZM122 132H123V133H122ZM41 133H42V134H41ZM78 133H80V132H78ZM104 133H106V135H107L108 137H107ZM13 134L15 135L14 137H15L16 140H14V138L12 137ZM30 134H31V136H30ZM49 134H50V135H49ZM61 134H60V135H61ZM80 134H81V133H80ZM91 134H92V135H91ZM119 134H118V135H119ZM7 135H8V136H7ZM32 135H33V137H32ZM37 135H38V136H37ZM45 135H46V136H45ZM51 135H52V136H51ZM10 136H11V137H10ZM17 136L20 138V140L18 139V140H19V143L17 142V138H18ZM20 136H22V137H20ZM23 136H24V137H23ZM36 136H37L38 138H37ZM43 136H44L45 138H44ZM48 136H51V138L49 137V139H47ZM53 136H54V140H53ZM55 136H56V137H55ZM6 137H7V138H6ZM25 137H26L27 139H26ZM31 137H32V139H34V141L32 140V143H31ZM42 137H43V138H42ZM75 137H76V135H75ZM77 137H78V134H77ZM87 137H88V138H87ZM115 137L118 138V139L115 140ZM119 137H121V136H119ZM8 138H9V141H8ZM24 138H25V139H24ZM73 138H74V139H73ZM81 138H82V137H81ZM106 138H107V139H106ZM112 138L114 139V141L112 140ZM130 138H131V137H130ZM5 139H7V141H6ZM45 139L48 140V141H47L48 143L45 141ZM87 139H88V140H87ZM98 139H99V140H98ZM108 139H111V140L109 141ZM12 140H13V141H12ZM22 140H23V141H22ZM35 140H36V141H35ZM37 140H40V141L37 142ZM58 140L61 141V142H59ZM63 140H66V141L69 140V142L67 141V142H66V145H65V144H63V143L65 142V141H63ZM71 140H72V141H71ZM73 140H74V141H73ZM83 140L81 139L80 141H83ZM101 140H103L104 142L107 141V142H106L107 144H109L108 142L111 143V141H113L112 143H114V144H109V146H107V147H108L109 150H110V146L113 145V148L111 147V149H115L116 151L119 150V151H120V152H119L120 155H117V154H119V153H117V152L115 153V152H114L115 150H111V151L109 152L108 149L104 148V147H106V146H105L106 144H104L103 141H102V142H103V143H102ZM129 140H130V142H129ZM14 141L17 142V143H14ZM43 142H44L45 144H48L46 148L48 149V146H49V149H50L51 151H50L49 149H48V151H47V149H45V148H44V149L42 148V149H43V151H42V149L40 148V146H41V144H44ZM49 142H50V143H49ZM53 142H54V143H53ZM62 142H63V143H62ZM100 142H101V143H100ZM125 142H127V144H125ZM12 143H11V144H12ZM35 143H37V144H35ZM38 143H39V144H38ZM58 143H59V144H58ZM68 143H69V144H68ZM73 143H74V145L72 146ZM87 143H88V144H87ZM96 143H97V147L95 146ZM99 143H100V145H101V144H104V147H102V145H101V146H98ZM9 144H10V143H9ZM13 144H12V145H13ZM30 144H31V145H30ZM34 144H35V145H34ZM45 144H44V145H45ZM50 144H51V145H50ZM60 144H61V145H60ZM86 144H87V145H86ZM3 145H2V146H3ZM23 145H22V146H23ZM33 145H34L35 147H34ZM37 145H40V146L37 147ZM54 145H55V146H54ZM85 145H86V146L91 145V146H93V147L89 148V147H86ZM30 146H32V147H30ZM45 146H46V145H45ZM51 146H52V147H51ZM53 146H54V147H53ZM84 146H85L86 148H85ZM132 146H133V145H132ZM41 147H42V146H41ZM50 147H51V148H50ZM55 147H56V151L54 150ZM57 147H58V150H57ZM61 147H62V148H61ZM67 147H68V149H66ZM69 147H70V148L72 147L71 149L74 150V151H72ZM74 147H75V148H74ZM83 147H84V148H83ZM98 147H99V148H104V149H99ZM128 147H129V148H128ZM130 147H131V148H130ZM11 148H13V147H11ZM25 148H26V147H25ZM38 148H39V149H38ZM52 148H53V150H52ZM63 148H64V149H63ZM76 148H77L79 151H81V153H79L78 150H77ZM87 148H88V149H87ZM119 148H121V149L123 148L124 150L122 149V151H124V152H122ZM0 149H1V148H0ZM3 149H4V148H3ZM33 149H34V150L37 149V151L39 150L38 152L41 153V154L43 153L42 156H41V157H40V156L38 157V156H36V155H33ZM59 149H60V150H59ZM62 149L65 150V151L67 150V152H66L67 159H73L74 154H73V155H71V154H72V153H75V152H76L77 156H78V155L81 156V158H80V156H79L80 160H81L82 158L87 159L88 157H90L89 159H90V161H91V163H92V166L89 165V166H88V167H89L88 169H89L90 171L92 170L91 172H95V173H96V172H97V173L99 172L98 174H97V173H96V174L94 173L97 177L94 178L95 176L93 177L92 174H91V176H90V174L88 173V170L86 169V170H87V175H89V176L91 177V179L94 178V180H90V179L87 178V179H88L89 181H91V182L85 181V180H87L86 177H88V176L84 177V175H86V174H85V173H86V170H84V169H85L84 167H85V164H86V165L89 164L88 162H87L88 164L86 163V161H89V159L86 160V161H83V162L80 164V165H81L80 167H82V168H84V169H82V168H80V167H76V166H78V164H79V163L77 162L78 164L76 165V161H75V160L77 159V156L74 157V159H73V160L75 161V162H74V163H75L74 168L76 167L77 170H74V168H73L72 166H71V167L69 166L71 169H70L69 167L66 166V165H69V164L72 163V162H70L69 160H68V163L66 162V163H67L66 165H65L64 162H63V163H64V164H63V163H62L63 158L66 160V157H63V156H65V155H63V156L61 155V154L63 153V152L61 151ZM82 149H83V150H82ZM86 149H87V150H86ZM89 149H90V150H89ZM126 149H127V150H126ZM130 149H131V152H130ZM11 150H13V149H11ZM14 150H15V149H14ZM44 150H45V151H44ZM125 150H126V151H125ZM2 151H3V150H2ZM40 151H41V152H40ZM52 151H53V152H52ZM84 151H85V152H84ZM87 151H88V152H87ZM95 151H96V152H99V154H97ZM105 151H106V154H104ZM112 151H113L114 154H115V155L113 154L115 158H114V159L112 158L113 160H115V162H113V160L111 161V157H110L111 155H108L109 153L112 154V153H113ZM22 152H24V151H22ZM49 152H50V153H49ZM60 152H61V154H60ZM70 152H71V153H70ZM101 152H102V153L104 152V153L102 154ZM108 152H109V153H108ZM111 152H112V153H111ZM8 153H9V154H8ZM10 153L15 154L16 156L13 157V155H12V157H11L12 159H11V158H10V155H11ZM29 153H28V154H29ZM54 153H57L58 155L55 156ZM64 153H65V152H64ZM68 153H70V155H69ZM100 153H101V154H100ZM121 153H124V154H121ZM41 154H40V155H41ZM49 154H51V155H49ZM52 154H53L54 156H53ZM85 154H86L88 157H87ZM127 154H129V157L127 156ZM3 155H5V157L7 156V158L5 159ZM43 155H44V156H43ZM68 155H69L70 157L72 156V158H69ZM113 155H112V157H113ZM124 155H126V157H127V159H125V160H124V157H125ZM131 155H132V156H131ZM22 156H23L24 158L26 157V159L29 160L30 163H31V160H32V156H34L36 160H37L38 158H42V157H43V158L41 159V162H40V164H39L40 167H39V165H36V161L34 160L35 164H32V165H34V166L36 165V166H35L36 169L32 170V167H31L32 165H31V166H30V170H31V171H29V168H26V167L29 166V164H28L27 166H24L26 169L22 168V167H23V163H22V161L24 162V160H26V159L23 158V160L21 161V160H20V157H22ZM52 156H53V157H52ZM57 156H58V157H57ZM61 156H62V157H61ZM98 156H99V159H100V160H98ZM100 156H101L102 159L100 158ZM119 156H120V158H119ZM122 156H124V157H122ZM15 157H16V158H15ZM17 157H18V159H17ZM54 157H55V158H54ZM59 157H61V158H59ZM30 158H31V160H30ZM58 158H59L60 160H62V161H60ZM75 158H76V159H75ZM3 159H5L4 162H3ZM8 159H10V162H9ZM16 159H17V162L15 161ZM33 159H34V158H33ZM84 159H82V160H84ZM19 160H20L21 162H19ZM56 160H57V163H58V164H57L56 162L54 163V161H56ZM122 160H123V162H124L125 164L122 165V167H120V168L123 169V170H124L125 168H126V169H125L124 171L120 169L121 172H120V171H119V172L121 173V176H122V177H121V176H119L120 173L118 174V173L116 172V171H118V170H117L118 167H116V164H118V166H120L121 163H122V162H121ZM6 161H7V162H6ZM32 161H33V160H32ZM39 161H40V159H38L37 162H39ZM59 161H60V162H59ZM66 161H67V160H66ZM8 162H9V163H8ZM13 162H14V163L16 162L15 165H14ZM26 162H27V161H26ZM26 162H25V163H26ZM34 162H32V163H34ZM79 162H81V161H79ZM109 162H111V163H109ZM117 162H118V163H117ZM7 163H8V164H7ZM17 163L19 164V167H20V169H19V173H18V171L15 172V170H18L17 168L14 167V166H16ZM25 163H24V165H25ZM52 163H53V164H52ZM74 163H73V164H74ZM91 163H90V164H91ZM97 163H99V164H97ZM128 163H129V164H128ZM4 164H6V165H8V166L6 167ZM18 164H17V165H18ZM73 164H72V165H73ZM130 164H131L132 167H133L132 170L129 169V166H131ZM1 165H2L3 167H2ZM11 165H14V166H13V168L9 171L8 168H9ZM52 165H53V166L55 165V168H54V169H53V166H52ZM56 165H57V166L59 165V166L56 167ZM51 166H52V168H51ZM90 166H91V167H90ZM95 166H96V167H95ZM97 166H99L98 170H100V171H96V170H97ZM126 166H127V167H126ZM4 167H5V168H4ZM17 167H18V166H17ZM19 167H18V168H19ZM38 167H39L40 169H37ZM44 167H45V168H44ZM61 167L65 168V169L63 170V168H61ZM109 167H111V169H109ZM10 168H11V167H10ZM14 168H15V169H14ZM21 168H22V169H21ZM33 168H34V167H33ZM48 168H49V169H48ZM67 168H68V169H67ZM78 168H79V171H81L80 169L83 170V174H84V175H83L82 173H79ZM27 169H28V170H27ZM61 169H62V170H61ZM127 169H129V170H127ZM5 170H6V171H5ZM7 170H8V172H7ZM21 170H23V172H22ZM25 170H26V171H25ZM40 170H42V171H40ZM45 170H46V171H45ZM47 170H49V171H47ZM51 170L53 171V173L50 172ZM57 170H58V171H57ZM107 170H109L108 172H109V175H110V176H108V175L106 176V174H108ZM20 171H21L22 173H21ZM62 171H63V173H62ZM75 171H76V172H75ZM112 171H113V172H112ZM114 171H115L118 175L115 176ZM9 172L11 173V174H10L11 176L9 175ZM12 172H15V173H12ZM24 172H26V173H24ZM27 172H28V173H29V172H32V175H31V173H29L30 175H29V174L27 175ZM33 172H34V173H33ZM44 172H45V173H44ZM106 172H107V173H106ZM129 172H128V175H127V177H126L127 180L129 179L128 177L130 176V173H129ZM41 173H42V174H41ZM49 173H50V174H49ZM68 173H69V174H68ZM110 173H111V174H110ZM112 173H113V174H112ZM123 173H124V174H123ZM4 174H5V175H4ZM6 174H7V175H6ZM13 174H14V175H13ZM19 174H20V175H19ZM24 174H25V175H24ZM37 174H38V176H37ZM40 174H41L42 176H40ZM79 174H80L81 176H80ZM15 175H17V176H15ZM64 175H65V176H64ZM66 175H67V176H66ZM98 175H99V176H98ZM9 176H10V178H9ZM12 176H14V178L16 177V179L18 180V181H17V180L15 179L16 183H15V182H12V181L14 180ZM79 176H80V177H79ZM11 177H12V178H11ZM37 177H38V179H39V177L42 179V180H39V181H41L42 183H43V181H44L43 178H45L44 183L48 180V182L45 183V184H47L48 186L45 185V184H43V185L45 186V189H46V190H41V191H39L40 188H38V187L35 186V185L38 183V181H37V180H38ZM74 177H75V178H74ZM77 177H78V179H77ZM82 177H83V179H82ZM90 177H89V178H90ZM108 177H109L110 179H109ZM125 177H124V179H125ZM131 177H132V176H131ZM131 177H130V178H131ZM24 178H25V180H23ZM29 178H30V179H29ZM79 178H80V180H82V181H80ZM2 179H4L5 181L3 182ZM46 179H47V180H46ZM54 179H56V180H54ZM57 179H58V181H62V182H63L64 179L67 180V181H65V182H67V183L65 184L67 187H66V186L64 187V184H62V182H59V184H61V185H59L58 182H55V181H57ZM62 179H63V180H62ZM108 179H109L110 181L112 180V183L109 182ZM124 179L121 180V182H122L121 184H123V185H125V186H126V185L130 186V183H128L127 180H126V181H127L128 184H126V182L124 183ZM131 179H132V178H131ZM6 180H7V181H6ZM30 180H31V181H30ZM83 180H84V181H83ZM129 180H130V179H129ZM132 180H133V179H132ZM132 180H131V181H132ZM9 181H10V183H9ZM35 181H36V183H35ZM52 181H53L54 184H55V186H54L55 189L52 188V187H53V183H52ZM78 181H80V182L83 183V185H82V183H81V187H78L79 184H80ZM116 181H118V183L120 182V181L117 180V179H116ZM116 181L114 180L115 183H117ZM11 182H12V183H11ZM19 182H21V183H22V182H23V183L25 182L28 186L31 185V187L29 186V187H30V188H29V187H27V185H26L25 183H24V184H23V183L21 184V183H19ZM30 182H32V183L34 182V183L32 184V183H30ZM68 182H69V184L71 185V187L67 185ZM84 182L87 183V185H88V184L91 185V187H89V185H88V187H89V188H92L91 190L93 191V193L90 192V190H89L88 187H87L88 189H86V187L84 188V186H85V185H84ZM107 182L110 183L111 186H110V184H109V186H108V183H107ZM129 182H130V181H129ZM4 183H5V185H3ZM13 183H14L15 185H14ZM56 183H57V184H56ZM8 184H9V185H8ZM10 184H11V185H10ZM34 184H35V185H34ZM20 185H21V186H20ZM33 185H34V186H33ZM57 185H58L59 187H58ZM123 185L121 186L122 189H123ZM3 186H4V187H3ZM11 186H12V187H11ZM37 186H38V185H37ZM56 186H57V187H56ZM60 186H61V187H60ZM107 186H108V187H107ZM113 186H114V187H113ZM116 186H117V187H116ZM7 187H8V188H7ZM26 187H27V188H26ZM62 187H63V189H62ZM69 187H70V188H69ZM72 187H73V189H71ZM77 187H78L79 190H80V191H78V192H79V195H82L81 193H84V194H85V193H88V195H89L90 197H92V198H90L87 194H85L87 197H86L85 195H84V197L82 196L81 201H79V200L77 199V198L80 197L79 195H78L79 197H75V195H74V197H75V198H74L73 195H72V194H73V191H72V190H75V189L78 190ZM126 187H127V186H126ZM6 188H7V189H6ZM10 188H11L13 191H12ZM13 188H14V189H13ZM107 188H109V189H107ZM112 188H113V189H112ZM26 189H28V190H29V189L32 190V191L29 190V191H30L29 195L24 194L25 192L27 193V191H28V190H26ZM33 189H35V190L33 191ZM41 189H42V188H41ZM43 189H44V188H43ZM59 189H60L61 191H60ZM117 189H118V191H121V190H122L121 188H120V189L117 188ZM124 189H125V187H124ZM126 189H129V188L127 187ZM1 190H2V191H1ZM6 190H7V191H6ZM69 190H70V192H69ZM131 190H133V189L131 188ZM14 191H15V192H14ZM16 191H17V192H18V191L20 192V195H22V200L24 199L23 202L25 201L24 203L21 202V200H20L21 197H20V195H19V192H18V194H17ZM29 191H28V192H29ZM36 191H37V192L39 191V192H41V194H42V193H43V194L40 195V197H38V196H32V199H34V198L36 199V197H37V200H34L35 202H33L32 199H29V198L31 197L30 194L33 192L32 195H33V194H34V195H35V194H36V195H39L40 193H39V192L36 193ZM50 191H52V193L55 192L54 194H55V195L57 194V195L55 196L54 194L51 193V196L54 195L55 197H54V196H53L54 198L49 197V195H50ZM53 191H54V192H53ZM57 191H58V192H57ZM122 191H123V190H122ZM122 191H121V195H120V196L118 195V198H119V197L121 198V196H123L122 194H124V193H125V195H124L125 197H126L127 194H129V193H128V192H129L128 190H127V191H128L127 194H126V191H124L123 193H122ZM45 192H47V193H45ZM76 192H77V191H76ZM76 192H74V193H76ZM78 192H77L76 194H78ZM10 193H11V195H10ZM63 193H64V194H63ZM90 193H91V195H90ZM94 193H96V195H97V193H98V195H99L100 193H103V194H101V195H104V193H105L104 197H107V195L109 196V197L105 198V199H106L105 201H107V203H108V204H106V206H107L108 208L105 206V202H104V204H103V199H102V200L100 199V198H102L100 195H99V197H100L99 199L102 201V204H103V205L101 204L100 209L103 208L102 210L105 211L104 209L107 208L108 210H107L105 213H107L108 211H110L109 213H110L111 218H108V217H109V214L107 215V218H108V219L106 218V216H104V218H103V217H102L103 214L101 215V211H100L99 209H96V208H99V207H97V206H100V204H99V202H98L97 197L94 195ZM114 193H115V196H116V197H112V196H114V195H113ZM130 193H131V192H130ZM132 193H133V192H132ZM16 194H17L18 196H17ZM69 194L71 195L72 200H75L74 205H76V203L78 204V201H79V202H80L79 205L82 206L83 210H84V208H86V207H87V208H86L85 210H87V209L89 210V207H90V208H94L93 206L96 205L95 208H94L95 210H93V212L91 211V213H92L93 215H90V213L88 212V214H86L87 216L85 215V216H86V217H85V216H84L85 211H84V213H82V212H80L81 210L79 211V209H77V211H79V212H77V214H76L75 212H73V214H76V217H79V219H81V218L84 219V218H85V224H84V221H83L82 219L80 220V223L77 222L78 218H77V220H75L76 218H75V219L73 218L72 221L75 220V221L78 223V226H80L82 229H83V228L85 229V225L87 226L86 221L88 220V221H87V222L89 223V226H87V227H88V230L90 229L89 227H91V228L93 229V230H91V231H94L93 233L88 234V231H87V228H86L87 233H84V232H85L84 229H83V232H82V229H78V230H80V231H79L80 233H78L76 227H75V228H74V227H71L75 232H77L76 234L73 233V234H75L76 237H77V239H76V238L74 237L75 235H73L74 240H73V238H68V237H71V236H72V234H71V236L68 235L69 232H70V233L73 232L72 229L70 230V226H73V224L76 223L75 221H74L75 223H72V222H71V219H70V218L72 217V214H71V217H69V216H70V213H72V212H71L72 210H70V209L73 208V210H74V209H76V208H80V207H79L78 205H76V206H78V207H74V205H71V203H72L71 201H72V200H70L71 203L68 201L69 204H70L69 206H71L70 209H69V207H68L66 204H64V203H66V202L63 201L64 203H61V202H62L61 199H63V197L61 198V195H63V196L65 195V196L67 197V199H69V198L71 199V197H70ZM92 194H93L95 197H93ZM118 194H120V193L118 192ZM6 195H7V196H6ZM14 195H15V196H14ZM58 195H59V196H58ZM68 195H69V196H68ZM111 195H112V196H111ZM129 195H130V194H129ZM129 195H128V196H129ZM11 196H12V197H11ZM128 196H127V197H128ZM5 197H6V198H5ZM16 197H18V199H17ZM56 197L58 198V200H55ZM66 197H65V198H66ZM129 197L131 198V195H130ZM7 198H9V199H7ZM19 198H20V199H19ZM47 198H49V199H47ZM50 198H52V200H50ZM59 198H60V199H59ZM65 198H64V200H66ZM83 198H84V199L86 198L87 200H89V202L86 201V203H85V202H84L85 200H84ZM89 198H90V199H89ZM123 198H124V197H123ZM123 198H122V199H123ZM10 199H11L12 201H11ZM53 199H54L55 201H57V202H55ZM91 199H97V201H95V200H91ZM125 199H126V198H125ZM8 200H10V201H8ZM59 200H61V202H60ZM82 200H84V201H82ZM90 200L92 201V203H95V202H97V203H95L92 207H91V206L88 207V205L90 204ZM110 200H111V199H110ZM114 200H115V199H114ZM114 200H113V202H114ZM117 200L121 202L120 199H116V200H115L116 202H114V203H117ZM126 200H127V199H126ZM6 201H8V202H6ZM38 201H39V202H38ZM49 201H50L52 204H51V203H47V205H46L45 202H49ZM76 201H77V202H76ZM122 201H123V200H122ZM54 202H55V203H54ZM59 202H60V203H59ZM87 202H88L89 204H87ZM111 202H112V200H111ZM126 202H127V201H125V202L123 201L122 203L124 204V203H126ZM128 202H129V201H128ZM26 203H27V204L30 203V204L27 205ZM33 203H35L34 206H36L37 204H38V205H37L36 207H34V206H32ZM92 203H91V204H92ZM100 203H101V202H100ZM114 203H113V204H114ZM118 203H119V202H118ZM49 204H50V206H48ZM58 204H59V205H58ZM61 204H63V205H61ZM72 204H73V203H72ZM86 204H87V205H86ZM128 204H129V203H128ZM131 204H132V202H131L129 205L132 206ZM22 205L28 210V212H29L28 215H24L23 213H21L22 211L26 210ZM30 205H31V206H30ZM44 205H45V206H44ZM64 205H66V207H68L67 209H69V211H68V210H67V212L65 211V210H66V209H65L66 207L64 208L65 210H64L63 208L59 209L60 207H64ZM83 205H84V206H83ZM85 205H86V207H85ZM124 205H125V204H124ZM6 206H7V207H6ZM21 206H22V207H21ZM28 206H29V208H28ZM38 206H39V207H38ZM42 206H43V207H42ZM56 206H57V207H56ZM102 206H103V207H102ZM112 206H113V205H112ZM120 206H121V204H120ZM120 206H119V207H120ZM126 206H127V205H126ZM126 206H124L123 208L126 209ZM130 206H129V208L131 209L132 207H130ZM9 207H11V209H10ZM37 207H38V208H37ZM46 207H47V208H46ZM49 207H50V209H51V207H52V208L54 207L53 209H55V210L51 209V210H53L52 213L47 212V210H48ZM58 207H59V208H58ZM110 207H111V206H110ZM119 207L117 206V209H120ZM6 208H7V210H5ZM8 208H9V209H8ZM13 208L15 209V211H14ZM22 208H24V210H21ZM41 208H42V209H41ZM113 208H114V206H113ZM113 208H111V210H112ZM121 208H122V207H121ZM123 208H122L121 210L124 211ZM18 209H19V210H18ZM40 209L42 210V212H44V214H43V213H42V214L40 213V212H41ZM43 209H44V211H43ZM50 209H49L48 211H51ZM130 209H129V210H130ZM10 210H12V212H11ZM17 210H18L19 212H18ZM27 210H26L25 213H27ZM29 210H30L31 212H30ZM38 210H39L40 212H39ZM58 210H60V211H58ZM63 210H64V211H63ZM88 210H87V211H88ZM96 210H97V211H100V215H101V216L98 215L97 212H95ZM20 211H21V212H20ZM35 211H36V212H35ZM87 211H86V213H87ZM103 211H102V212H103ZM112 211H113V210H112ZM125 211H126V210H125ZM127 211H128V210H127ZM127 211H126L125 213H128V212H129V211H128V212H127ZM6 212H5V213H6ZM13 212H16V213H13ZM17 212H18V213H17ZM59 212H60V213L62 212L63 215L66 213V214H65V219H66V218H67V219H66V220H65V219H62L63 215H61L62 213L60 214ZM34 213H35V214H34ZM39 213H40L41 216L39 215ZM48 213H50L51 216H49ZM54 213H55L56 215H55ZM67 213L69 214L68 216H67ZM81 213H82L83 215H79V214H81ZM121 214H124V213L121 212ZM22 215H23V216H22ZM33 215H35V216H33ZM38 215H39L40 217H42V215H44V216H43L44 219H43V218H40V219H39V218H38V217H39ZM45 215H47L48 217H46ZM104 215H105V214H104ZM113 215H114V216H113ZM117 215H118V216H117ZM18 216L21 217V218H19ZM26 216H27V217H26ZM29 216H30V217H29ZM53 216H54V218H55V221H56L58 218H59L58 220H60V218H61L62 220L59 221V222H61V223L66 222V221L68 220V218L70 219V221L68 220L69 222L67 221L68 223H67V222L65 223V224H67V227H68V229H66L67 232H68V234H66V235H68L67 237H66V235L64 234L66 231L64 232L63 229H59V228H57V227H59V225H60L61 223L57 222V223H59V224L56 225V227H55V222L52 221V222H53L52 225H51V223H49V221H50L51 219H52V220L54 219ZM56 216H57L58 218H57ZM59 216H60V217H59ZM66 216H67V217H66ZM112 216H113V217H112ZM116 216H117V218H119L120 220H118V219L116 218ZM129 216H130V215H129ZM4 217H6V218H4ZM49 217H50V219H49ZM73 217H75V216H73ZM114 217H115L117 220L114 219ZM16 218H18V220L20 219V222H19ZM26 218H27V219H26ZM34 218H35V219H34ZM36 218H37V221H36ZM46 218H47V220H46ZM63 218H64V217H63ZM100 218H103V220H105V221L102 222L103 220H101ZM105 218H106V219H105ZM28 219H29V220H28ZM48 219H49V220H48ZM99 219H100L101 221H100ZM109 219H110V220H109ZM111 219H112V220H111ZM34 220H35V221H34ZM38 220H39V221H38ZM58 220H57V221H58ZM63 220H65V221L63 222ZM92 220L94 221L93 223L95 224V226H93V223H92V224L90 223V222H92ZM3 221H4V223H3ZM22 221H23V222H22ZM95 221H97L98 223H95ZM99 221H100L101 225H98V224H99ZM108 221H109V222H108ZM112 221H113V222H112ZM119 221H120V222H119ZM25 222H28V223H25ZM30 222H31V224H30ZM38 222H40V223H38ZM70 222H71V225H70ZM110 222H111V223H110ZM118 222H119V223H118ZM127 222H128V224H127L126 227L124 226V228H128V229H129V221H128V219H127ZM16 223H17V224H16ZM23 223L28 224V226L25 225V224L23 225V226L26 227V228H24V229H23V226H22ZM33 223H35V224H33ZM77 223H76V225H77ZM113 223L115 224V225H113L114 228H112V224H113ZM123 223H124V224H123ZM15 224H16V225H15ZM20 224H21V226H20ZM49 224H50V225H49ZM53 224H54V225H53ZM81 224H82V225H81ZM104 224H105V228H108V227H109L110 230H109V229H105V228H104ZM121 224H122L123 226H122ZM48 225H49V226H48ZM62 225H64V224H62ZM62 225H61V227H62ZM68 225H70V226H68ZM96 225H98V226H96ZM102 225H103V226H102ZM107 225H108V227H107ZM110 225H111V227H110ZM13 226H14V227H13ZM17 226H18V227H17ZM31 226H32V227H35V226H36L35 230L33 229L34 232L32 231V229H30V228H32ZM74 226H75V225H74ZM82 226H83V227H82ZM100 226H101V227H100ZM15 227H16V228H15ZM20 227H21V230H18ZM27 227H28V228H27ZM44 227H43V228H44ZM50 227H51V228H50ZM63 227H64V226H63ZM80 227H79V228H80ZM12 228H13V229L15 228V229H14L15 231H13ZM0 229H1V228H0ZM2 229H3V227H2ZM10 229H11V230H10ZM22 229H23V230H22ZM26 229H27V230H26ZM29 229H30V230H29ZM36 229H37V230H36ZM47 229H48V230H47ZM49 229H50V230H49ZM112 229H113L114 231H112ZM117 229H118V228H117ZM17 230L20 232L19 234L17 233ZM55 230H56V231H55ZM62 230H63V231H62ZM68 230H70V231H68ZM125 230H126V229H125ZM0 231L3 232L2 230H0ZM10 231H11V232H10ZM12 231H13V233H14V232H16V233H15V234H12ZM22 231L24 232V234H22V233H23ZM35 231H36V232H35ZM91 231H90V232H91ZM110 231H112L113 233H111ZM121 231H123V230H121ZM9 232H10V234H9ZM27 232H29V234H30V232H31V233H34V234L37 233L39 236H38L37 234H36V235L31 234V237H30L29 234H28ZM67 232H66V233H67ZM90 232H89V233H90ZM119 232H120V231H119ZM126 232H127V231H126ZM6 233H8L9 235L6 234ZM39 233H40V234H39ZM108 233H109V234H108ZM110 233H111V235H110ZM16 234H18V235H16ZM20 234H21V236H20ZM92 234H93V235H92ZM96 234L94 235V237L96 236ZM98 234H97V236H98ZM115 234L118 235V233H115ZM121 234H122V233H121ZM121 234H120V236H121ZM123 234H124V233H123ZM123 234H122V235H123ZM127 234H128V232H127ZM5 235H6V237L8 236L9 241H7V238H5ZM23 235H25V237L22 239L21 237H23ZM26 235H27L29 238H28ZM53 235H55V236H53ZM58 235H59V236H58ZM108 235H109V236H108ZM117 235H116V236H117ZM10 236H11V237H10ZM37 236H38V237H37ZM49 236H50V235H49ZM106 236H107V237H106ZM112 236H114V235H112ZM3 237H4V238H3ZM19 237H20V239H21V245H20V241H18V240H20ZM26 237H27V239H26ZM33 237H34V238H33ZM52 237H53V238H52ZM57 237H58V238H57ZM94 237H93V239H94ZM38 238H39V239H38ZM40 238H41L42 240H41ZM55 238H56V239H55ZM98 238H99L100 242L102 243V245H103V243H104L103 246L105 247V249H110V247L106 248L105 245H107V246L109 245V246H111V248H113L112 245L114 244V241H115L116 238H115L113 241H110L112 238H111L110 240L108 239L110 243L113 242L112 245H111L110 243L108 244L107 241H104V242H103L102 239H101V237H98ZM98 238L95 237L96 241H97ZM113 238H114V237H113ZM119 238L121 239V237L118 236V238H117L116 240L118 241ZM122 238H123V236H122ZM2 239H6V242H8V243H7L8 245L5 243V240H4V242H3ZM50 239H47L48 242L51 241ZM54 239H55V240H54ZM61 239H62V240L65 239L66 241H64V240L62 241ZM80 239H81V238H80ZM82 239H83V238H82ZM84 239H85V238H84ZM84 239H83V243H82V241L79 243L80 246H81V244L83 245V247H81V249H83V250H81L80 247H79V250H77V251L74 250V251H76V252H73V256H76L77 253L79 254L78 256H82V255H80V253H79L80 250H81L82 252L84 251L83 254H85L86 251H87V248L85 249V247H87V246H88V247L90 246L89 249H90V252H92V253H93V250L91 251L92 248H94V250H95V248H96L97 250L100 249V248H97V247H100L99 245H97L98 242H97L96 244L94 243V244L97 245V246H95V245H94V246H91V245H90L91 242H90V243L88 242L89 244L86 245L85 242H87V241H85ZM125 239H126V238H125ZM16 240H17V242H15ZM36 240H38V241H36ZM40 240H41V241H40ZM47 240H46V241H47ZM88 240H90V238H89ZM91 240H92V239H91ZM12 241H13V242H12ZM24 241H25L26 245L24 244ZM26 241H27V242H26ZM39 241H40L41 243H40ZM46 241H45V242H46ZM96 241H94V242H96ZM120 241H121V242H120ZM22 242H23V243H22ZM33 242H32V243H33ZM43 242H44V241H43ZM48 242H47V246H46V243H45V246H46L45 248L48 247ZM67 242H68L69 244H68ZM105 242H107V243H105ZM115 242H116V241H115ZM118 242H119V244H116L117 242L115 243V245H116L115 248H118L117 245H119V248H118V249L121 248L120 251H122V249H123L122 247L124 246V245H123L124 243H122V242H123L122 240H119ZM32 243H31V244H32ZM39 243H40V244H39ZM53 243H54V242H53ZM56 243H54V245H55ZM72 243H73V244H72ZM5 244H6L7 246H6ZM37 244H38V245H37ZM50 244H51V243H50ZM64 244H62L63 247H64ZM79 244H78V245H79ZM126 244H127V243H126ZM33 245H32V246H33ZM51 245H52V244H51ZM102 245H101V248H102ZM122 245H123V246H122ZM13 246H12V247H13ZM25 246H27V247H25ZM32 246H31V248H32ZM43 246H44V244L41 245V247H43ZM52 246H53V245H52ZM52 246H51V248H50V246H49L47 249L44 248V251H43L44 254H43V255L41 254L42 252H41V253L39 252V254L42 255V261H43V259H45V257H46L47 255L51 254L50 251L52 250ZM8 247H9V248H8ZM104 247H103V248H104ZM128 247H129V244H128ZM16 248H15V249H16ZM67 248L65 247V250H67ZM73 248L75 249L76 247L73 246ZM77 248H78V247H77ZM103 248H102V249H103ZM124 248H125V247H124ZM13 249H14V248H13ZM17 249H16V251L14 252V251L12 250V248H11V250H12L13 252H12V251H6V252H5V255L3 254L4 251H2V254L0 253L1 256H4V257L6 258V261H5V258L3 257V259H4V262H3V263H5V264H7V263H8V264H11V261H12L14 258L12 259V257H10V256H13L14 253H17ZM35 249H33V251H32V252H34V254L36 253V252L34 251ZM61 249H62V248H61ZM89 249H88V250H89ZM21 250H22V249H21ZM31 250H32V249H31ZM39 250H42V248L39 249ZM46 250H47V251H46ZM48 250H49V251H48ZM65 250H62V251L65 252ZM97 250L94 251V253H97ZM128 250H129V249H128ZM23 251H25V250H23ZM23 251H22V253H21V258H20V256H19L20 260H19V258H18L19 261H16V259H17V258H16L15 260H13V261L15 262V263L13 262V264H21V263H22V264H28V263H27L28 260H27V261L25 260L26 263H25V262L23 263L24 259H28V258H24V259L22 260V255H23V256L26 255L25 253H23ZM28 251H30V250H28ZM67 251H68V250H67ZM67 251H66V252H67ZM99 251H100V252H98V253L101 255V250H99ZM110 251H111V250H110ZM110 251H109V252H110ZM7 252H8V253H7ZM18 252H20V251H18ZM46 252H47L48 254H47ZM51 252H52V251H51ZM53 252H54V253L57 252L56 249H55V251H53ZM58 252H59V251H58ZM64 252H63V253H64ZM66 252H65V254H67ZM71 252H72V251H71ZM82 252H81V254H82ZM105 252L107 253L108 251H104V253H105ZM126 252H128V251H126ZM10 253H11L12 255H11ZM26 253H28V255L31 256V255L29 254V252H26ZM60 253H62L61 250H60L59 254H60ZM63 253H62V254H63ZM74 253H75V255H74ZM36 254H37V253H36ZM57 254H58V253H57ZM62 254H60L59 256L62 257ZM102 254H103V253H102ZM108 254H109V253H107L106 256H107ZM6 255H8V256L10 255V256L8 257V256H6ZM41 255H39L38 257H40ZM44 255H45V256H44ZM51 255H52V254H51ZM67 255H68V254H67ZM69 255H70V253H69ZM89 255H93V256H91V258H92V257H94L95 255H98V254H89ZM1 256H0V257H1ZM33 256H34V255H33ZM53 256H55V254H53V255L51 256L52 258H51L50 256H48V257L51 258L52 261L54 260L53 263L55 264V262H57V261H56L55 259H53ZM59 256H58V257H59ZM78 256H76V258H77ZM85 256H86V255H85ZM101 256H103V255H101ZM14 257H16V256H14ZM38 257H37V258H38ZM48 257H47V258H48ZM55 257H56V256H55ZM61 257H60V259H61L62 262H63L64 255H63V258H61ZM65 257H67V256L65 255ZM71 257H72V256H71ZM86 257H87V256H86ZM86 257H84V258H86ZM96 257H97V256H96ZM1 258H2V257H1ZM1 258H0V259H1ZM7 258H8L9 260L11 259V260H10V263L7 261ZM30 258H31V257H30ZM34 258H36V257L34 256ZM34 258H32L33 260L31 259V260H32L31 263H30V259H29V261H28L29 264H34V263L37 264L38 261L41 260V259H39V258H38L39 260L36 258L37 263H36V262L32 263V262L35 260ZM40 258H41V257H40ZM67 258H70V256L67 257ZM67 258H66V260H68V262H70V261L72 262V260L74 259V261H77V264H78V263L80 264L79 261L82 259V257H80V258H77V260H75V258L73 257V259H71V260L69 261V259H67ZM84 258H83V259H84ZM91 258H90V256H89V258L87 257V258L84 259V260H87V261H88V262H87L88 264H89V263H92L93 261H94V263H95V260H99L100 256H99L98 259H93V258H92V260H91ZM103 258H105V257H103ZM106 258H108V257H106ZM106 258H105V259H106ZM56 259H57V257H56ZM60 259H59V260H60ZM79 259H80V260H79ZM83 259H82V260H83ZM105 259H104V260H105ZM21 260H22V261H21ZM45 260H46V259H45ZM48 260H49V259H48ZM82 260H81V261H82ZM90 260H91L92 262H89ZM2 261H3V260H2ZM20 261H21V262H20ZM50 261H51V260H50ZM64 261H65V259H64ZM74 261H73V262H74ZM17 262H19V263H17ZM39 262H41V261H39ZM43 262H44V261H43ZM48 262H49V261H48ZM66 262H67V261H66ZM66 262H65V264H66ZM68 262H67V263H68ZM71 262H70V264H73V262H72V263H71ZM96 262H98L97 264H100L99 261H96ZM104 262H105V261H104ZM0 263L3 264L1 261H0ZM46 263H47V262H46ZM50 263H52V262H50ZM59 263H60V262H58L57 264H59ZM63 263H64V262H63ZM63 263H62V264H63ZM83 263L85 264V262L82 261L81 264H83ZM111 263H112V262H111ZM111 263L109 262V264H111ZM39 264H41V263H39ZM42 264H45V263H42ZM47 264H48V263H47ZM92 264H93V263H92ZM106 264H107V261H106Z\"/></svg>",
    "mask_w": 264,
    "mask_h": 264
}]
</instances>
